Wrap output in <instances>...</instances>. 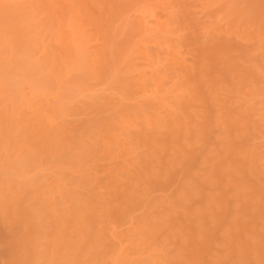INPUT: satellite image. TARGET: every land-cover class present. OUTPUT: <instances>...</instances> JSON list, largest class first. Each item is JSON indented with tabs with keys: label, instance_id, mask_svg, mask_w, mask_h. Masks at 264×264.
Listing matches in <instances>:
<instances>
[{
	"label": "bare ground",
	"instance_id": "6f19581e",
	"mask_svg": "<svg viewBox=\"0 0 264 264\" xmlns=\"http://www.w3.org/2000/svg\"><path fill=\"white\" fill-rule=\"evenodd\" d=\"M33 1V0H32ZM37 1V0H36ZM36 1H35V3L34 2H31L30 0H0V42L2 43L3 42V40H5V44H6V42L8 41V46H6L7 47V50L6 49H4V50H1L0 49V51H2V52H0V82H1V80H5V79H7L8 77H10L11 78V76L12 77H14V75H16V79H17V81L15 82V85H16V83L19 81V79L18 78H20V79H22V80H20V81H30L31 83H33L34 84V86L36 87V88H33V89H35L34 90V92H37V93H39L40 94V92H45L44 94H46L47 92L45 91V90H43V89H46V88H48V86H49V84H52V80H54V79H56V81H54V83L56 84L57 83V81H58V84L59 85H61L60 83L61 82H63V80L65 81V82H63V84H65V86L66 87H64L65 88V91L63 92V90H61L62 91V94L64 93L65 95L67 94V91L69 90V96H67L66 95V97L64 96V94H63V98H64V100H65V98H66V100L64 101L65 103H66V101H68V100H73V99H75L76 97L73 95V93H72V91L74 92V94L75 93H77L78 91H80V92H83V90H85V92H86V89H88V86H90L91 85V83L93 82V81H96L95 80V77H97V80L100 78L102 81H105V79L104 78H109V79H111V81H114L115 82V84L117 85V86H114L115 84H114V82H113V86L115 87V89L113 88L112 90H115L117 93H119V94H117V96H118V101H116V99H115V102L114 101H111L112 100V98H113V95L112 96H108L109 97V100H107V101H109V103L108 102H104V103H102L101 101L103 100V99H108L107 97H100L102 100L101 101H99V99H98V97L96 98V99H98V101L97 100H95V97H96V95H95V97H93L94 98V100L96 101H94V100H92V101H94V103L91 101V103H93V105L91 104V106H90V103H88V105H84L83 107H85L86 106V109L84 110L82 107H80V105H79V107L81 108L80 110H78L77 109V106L75 107L78 111H80V112H78V113H81V112H83V113H85V114H82L81 116L82 117H84V116H88L89 114V112H90V114H92L93 115V110L95 111V109L97 110V113L100 111V113H98V114H101L102 112H104V113H102V116L101 115H97V113H96V111L94 112V115L93 116H95L96 115V117H93L91 120L89 119H87V121H85V123L84 122H82L81 120V124H78L77 122H76V120L74 121L75 123H68V122H64L65 120V116L67 117L68 115H70L69 114V111L71 110V107H73V106H70L69 108L67 107V106H69V105H71V103H73V101L71 100V101H69V102H67L66 103V106L64 107L63 106V108H62V106H59V103H58V107L57 108H55V106L53 107V108H55L54 110H51L50 109V106H49V104L48 105H44L43 107L46 109H44V108H42V107H40V108H38V107H36V105H33L34 107H36L37 109H38V111H36L35 109V111L32 109V108H34V107H32V105H30V103H32L31 102V98H29L30 100L29 101H25V100H23L24 99V97L25 96H23L22 95V93L23 92H18V90L19 91H21L22 90V87H21V82L19 81L17 84L20 86V88H21V90L20 89H18L19 88V86H18V88L16 87V86H11V83H10V86L12 87V91L14 92V96H13V93H12V99L10 98V100H9V97H7V96H10L11 95V87L9 88V90L7 91V93H8V95L6 94V91L3 93V91H1L0 92V151H2V152H4V153H2V154H4L5 155V157L3 158V160L4 159H7V161H4L5 163L4 164H2V167H6V165H7V167H8V169H7V167L5 168V170L3 171V173L4 172H6L5 174H3L2 173V171H0V186H2V188L0 189V218L2 219V224H4L5 226H4V228H5V230H6V233H7V235L4 237V239H2V241L0 240V245L2 246V248H3V250H2V252H3V256H0L1 257V259H2V257H4L5 259H4V261L5 262H3V261H1V259H0V261L4 264H107V261H108V259H109V261L111 262V260L113 261H116L115 259L119 256V255H122L123 253H124V251H125V249H126V251L125 252H129V253H127V255H128V257H126L125 256V254L126 253H124L123 255H122V257L123 256H125L126 258L124 259V260H126L127 258L128 259H130L131 258V255L132 254H134L135 255V257L133 258V256H132V258H133V260L134 259H137L139 256H138V253H140L139 251H140V247H138L136 244L138 243V242H136V241H142L141 240V237L143 238V241H144V239H145V241H144V243L146 242V243H148L149 241L148 240H150V238L152 239V243L154 242V240H156L155 241V243L154 244H150V245H152V247L155 245H158L159 246V244H160V242H161V244H163V243H165V241H166V239H167V233L170 235V239L171 240H169V238H168V242L169 241H175V240H177L176 241V244L178 243V247L177 248H174V249H176L175 251V254L173 253V255L172 254H170V255H168V256H171V257H173V258H171V257H166L165 259H166V261H169L170 259H171V261L170 262H168V264H172L173 262H174V264L176 263V264H194L193 262H192V260L190 261V259H188L187 258V255H188V253H187V251H189L191 248L190 247H192L193 245H195V244H197V245H199V243H203V244H205L204 243V240H205V236L204 235H206L204 232H206V231H204V229H203V227H205V229H207L208 227H206L205 225H207L208 223H209V227H211L212 225H214L213 227L214 228H217L216 227V225H218L217 223L219 222L218 220H217V223H216V225L214 224L215 222H214V220L212 221V225L210 226V224H211V219L213 218V219H219V218H221V216H218V215H220V213L221 214H223V213H225L224 211L226 210L225 208H220V209H225V210H222L221 212H219L220 211V209H219V207L220 206H218V208H217V211L215 210V209H213L214 207L216 208L217 207V205H219L218 204V201H219V199L218 198H220V199H222V197H220L219 196V194L217 193V192H215V191H213V192H215V193H217L218 194V196L219 197H217V195H215V196H213L214 195V193H213V195H211V196H213V197H211V196H207V194H205V193H203L202 191H200V189L198 190V191H200V193L197 195V191H196V187H198L197 185L195 186V182L194 183H192L193 182V180L191 181L190 179L188 180V179H185L184 181H181V185L179 186V189L182 187L183 189L180 191V190H178V191H174V193H177V195H176V197H175V195H174V197L172 196V198H175V199H173L174 200V202L173 201H170L171 200V198H170V200H169V203L167 202L168 200V198H165V200H164V198H162L163 199V201L164 202H167V204L165 203V204H163L164 202L163 201H161V199H159V201H156L155 202V200H154V202L155 203H152V202H150L151 200H153L152 198L153 197H151V199H150V196L149 195H151L152 194V189H151V191H150V189H149V187H151V184H152V182H148V181H150V179L152 180H154L155 181V179H157V177L156 176H158L159 177V175H157V174H161L160 175V177L161 176H163L161 179L163 180L164 178L166 179V180H163V182L164 181H167L168 182V180L169 179H167L171 174H169L168 175V173H169V171L170 172H172V170L171 169H173L174 168V170H175V167L177 166V165H179V161H182V160H184V158L182 157L183 156V154L181 153V152H179V151H181V148H183V147H186V150L184 149V151H187V147H189L188 148V150L190 149V144L191 143H194V145H196V138L197 137H195L194 139H193V137L191 138V142L189 141L190 140V137L189 138H187V137H185V136H190L191 134L189 133V131H190V129L188 128V127H190V125L187 123L188 121H189V123H190V121L191 122H193L192 124H191V127L192 128H195V127H198V126H200V125H197L196 124V122L199 120V118H202L201 116H202V114L200 115V113H198V112H200V111H198L200 108L197 106L196 108H195V110H197V108H199L198 110H197V113H198V115H199V118H197V113L195 112V110H190L189 108H193V106L196 104V99H194V97H197V96H192V92L193 91H191V85H190V83L193 85V83L192 82H190L189 83V81H187V82H185V75L187 74V72H189V71H193V69L195 70V68L196 67H198V68H196V70H198V69H200V68H202L201 66V64H205V60H212L211 59V57H210V55L211 56H214L215 57V55H214V53H216V50L214 49V51L215 52H213V54H211L212 53V51H211V53H210V42H212L213 40H215V39H213V38H216L217 37V35H218V33L220 32V31H222V32H220V34H219V36H223L224 35V33H223V29L221 30V29H219L218 27L215 29V31H214V29H213V31H212V33L210 34L209 32H206V30L204 31L203 29V31L202 32H204L203 34H204V37L208 40V42H209V40H212V41H210L209 43H204L203 45H205V44H207L206 46L207 47H209L208 49H207V47L206 46H204V49H205V51H209V52H206L205 54H206V57L204 58L203 56H205V55H202V56H200V58H201V60H203V61H205V62H203V61H201L200 62V60H199V63H197V60H196V65H198V66H196L195 64V66L196 67H194L193 69L191 68L189 71H187L188 70V68H187V66L185 67H183V62H182V64L183 65H179L176 61H177V59H176V61H175V63L178 65V67L180 66H182L180 69L177 67V65H174L175 67V69L178 71V69L180 70V72L178 71V74H177V72L175 71V70H173V72H175L176 73V77L177 76H180L181 77V80H182V84H181V80H179V78L180 77H177V83L179 82V85H180V87H182V89H180L181 91H183V89H185L184 91H185V93H187L188 92V96H187V98H185L186 100H185V103L188 105L185 109L187 110V108H188V110L186 111L184 108H181L184 112V114H182V115H180V114H176V112L174 111V110H178V109H172L173 111H171V113H167L168 115H169V117H167L166 119L168 120V121H165L164 120V118H162V120H164V125L165 124H167V125H165V126H167L166 127V129L167 130H165L164 129V125H163V129L165 130V132L163 131V129H161V124H163V123H160L158 120H159V115H157L158 114V111L157 112H155V110H157V108H158V110H159V107H160V105L162 106V104H163V98L161 99L160 97H159V95H158V97H159V99H160V101H159V103H157V101H156V99L157 100H159L158 99V97H156V99H155V97H153L152 98V101L153 100H155V101H153V102H156L157 104H158V106H157V104L156 103H154L153 104V102H145V101H143V103H142V101H141V103L143 104L142 106H140V108H138V109H134V108H137V107H139V105L140 104H137L138 106H136V107H134L135 106V102H136V100H134V98H138V96H139V93L141 94V92L142 91H139V92H137L138 93V95H137V93H136V90L137 89H139V88H141V89H143V86L144 85H142L141 84V80L140 79H142V75H141V73H139L141 76H140V78H139V74L137 75L138 76V78H137V80L135 79V81H132V78H129V75H127V73L130 71V69H132L133 67L132 66H130V64H131V62H133V61H131L130 60V63H128L127 64V62H129V61H127L126 60V57L128 58V59H130L129 57L131 56H127L128 54H129V52H128V50L130 49V47H129V45L127 44L128 43V40L126 41V43H124L125 42V40L122 42L120 39V42L121 43H123V45L121 44H118V43H116V44H118V45H120L118 48H117V50H114L115 49V47H114V45H116L115 44V42H117V39L116 38H119V37H121V35L118 37V35L119 34H123L122 33V31L124 30V27H126V30H128L127 28V26L130 24V23H132V22H130V20H129V16H127L128 18H123L122 19V21H124V20H126V21H129V24H128V22L126 23L125 21V23L123 22V24H122V21H118L117 23H116V21H114V23L113 22H111V26H109V22H107V21H105L104 23H106L105 24V27L107 28V29H109V27H110V30H107L109 33H106L107 31H103V24H102V22H103V18H105V17H109L110 18V16L112 15V16H114L115 15V13H114V15L113 14H111V13H109V12H113V10H114V8H113V5H114V2L112 1V2H107V0H38L37 1V3H36ZM40 1V2H39ZM117 1V0H116ZM122 3H128L127 2V0L125 1V0H120ZM120 1H118V3L120 2ZM134 2V1H136V0H131V2ZM138 1H140V0H138ZM142 1V0H141ZM152 1V0H151ZM207 1V0H206ZM213 2H214V0H212ZM219 1V0H218ZM220 1H222V0H220ZM226 1V0H225ZM242 1H244V0H242ZM241 1V2H242ZM256 1H259V0H248V2H247V0H245L244 2L246 3L245 5H246V7H245V9L243 8V3H241L240 2V0H235V2H236V4L235 5H238V3H239V8L241 7V8H243L242 10L243 11H241V9H240V11H239V8H235L234 6H233V8H231V9H226V8H230V7H232V6H230V7H225V9H224V11L223 12H227L226 14L228 15V16H231L230 14H234L236 17L234 18L233 17V19L234 20H232V22H233V24H229V25H232V30H231V26H229L228 27V29L227 30H229V33L231 32V36L235 39H237V40H233V41H238V42H240L241 41V43L243 44V40H245L244 42H246V40L249 42L251 39L252 40H254V39H256V41L257 42H255V43H258V44H260V45H258V46H260L259 47V49H260V52L262 51V53H264V11H261L260 10V8L262 7V3H260L261 1H259V2H256ZM262 1H264V0H262ZM129 2H130V0H129ZM130 2V3H131ZM145 2H147V0L145 1ZM144 2V3H145ZM192 2V1H191ZM234 2V1H233ZM238 2V3H237ZM122 3H120V4H122ZM136 3H137V1H136ZM142 3H143V1H142ZM176 3V2H175ZM259 3H260V5H259ZM119 4V5H120ZM132 4V3H131ZM131 4H125V6H129V7H131L132 8V6H131ZM138 5H139V3H137ZM259 5V6H256V5ZM132 5H134V4H132ZM136 5V4H135ZM184 5V4H183ZM229 5H230V3H229ZM240 5H242V6H240ZM115 6V5H114ZM124 6V7H125ZM185 6V5H184ZM227 6V5H226ZM261 6V7H260ZM134 7V6H133ZM138 7V6H137ZM189 7H191V6H189ZM127 8V7H126ZM136 8V7H135ZM257 8H259V10L260 11H258L257 10ZM115 9H117V8H115ZM120 9L121 8H119L118 10L120 11ZM206 9V8H205ZM262 9H264V7H262ZM93 10L95 11L94 13H96L97 12V15L96 14H92V12H93ZM118 10H116L117 12H119ZM124 9H122V11H123ZM226 10V11H225ZM129 11V10H128ZM130 11H132V10H130ZM129 11V12H130ZM191 11V10H190ZM129 12H127L128 14H129ZM225 13H223L224 15H225ZM229 13V14H228ZM124 14V13H123ZM127 14V15H128ZM117 15V14H116ZM115 15V16H116ZM121 15V14H120ZM120 15H119V17H120ZM192 15V14H191ZM39 16H41V20H38V18L37 17H39ZM227 16V17H228ZM122 17V16H121ZM121 17H120V20H121ZM124 17V16H123ZM226 17V18H227ZM246 18H248V19H246ZM250 18V19H249ZM119 19V18H118ZM117 19V20H118ZM128 19V20H127ZM131 19V18H130ZM173 19V18H172ZM228 19V18H227ZM230 17H229V22H230ZM104 20H106V19H104ZM138 20V19H137ZM111 21H112V18H111ZM172 21V20H171ZM175 21V20H174ZM227 21V20H226ZM86 22L89 26H87L88 28H90V29H87L86 30V25H83L84 23ZM120 22H121V25H120ZM134 22V21H133ZM231 22V23H232ZM187 23V22H186ZM209 23V22H208ZM184 24V23H183ZM220 24V23H219ZM228 24V23H227ZM117 25H119V26H117ZM133 25V24H132ZM131 25V26H132ZM169 25V24H168ZM196 25V24H195ZM215 25V24H214ZM130 26V25H129ZM185 26V25H184ZM199 26V25H198ZM223 26V25H222ZM119 27V28H118ZM120 27H122L121 29H120ZM133 27V26H132ZM136 27H138V26H136ZM204 27V26H203ZM209 27V26H208ZM220 27V26H219ZM38 28H41V30L40 31H43V32H41L44 36H45V38H49V37H51V41H50V39H49V41L48 42H51V46H53L50 50H49V54L50 55H48L47 53V51H46V54L45 55H47V56H50V59H48V63H47V65L44 63L43 65H46V68L48 69H46L47 71H45V69L43 70V67L45 68V66H43V65H41L42 63H40V66L38 65L39 63H37V62H35L34 60H35V58L33 57L32 58V56H35V53H33V52H35L36 51V47H37V45H39L38 43H40V42H38V43H36L37 41H36V39L39 41V39L38 38H36V35H37V33H39L38 31H37V29ZM57 28V29H56ZM118 28V29H117ZM129 28H131V27H129ZM184 28V27H183ZM200 28V27H199ZM211 28H212V25H211ZM213 28H214V26H213ZM55 29L57 30V32L55 31ZM208 29V28H207ZM209 29H210V27H209ZM209 29H208V31H209ZM218 29V30H217ZM116 30H117V32H118V30H120L118 33L116 32ZM125 30V31H126ZM135 30H137V29H135ZM220 30V31H219ZM225 30V29H224ZM54 31V32H53ZM130 31V30H129ZM128 31V32H129ZM234 31V32H233ZM124 32V31H123ZM131 32V31H130ZM129 32V33H130ZM225 32V31H224ZM233 32V33H232ZM49 33V34H48ZM125 33V32H124ZM133 33V32H132ZM166 33V32H165ZM222 33H223V35H222ZM228 36H230V34L226 31L225 32ZM191 34V33H190ZM193 34V33H192ZM202 34V35H203ZM214 34V35H213ZM217 34V35H216ZM225 34V35H226ZM40 35V34H39ZM50 35V36H49ZM100 35H102V37H101V41H102V39L104 38V40L101 42V44L99 45L100 46V49H99V46H97L96 48H95V50L96 51H99V52H96L95 50H93V44H91L88 40H90L89 39V37L91 36V39H92V36L95 38V37H98V36H100ZM131 36H132V34H130ZM134 35V34H133ZM167 35V34H166ZM166 35H164L165 37H166ZM216 35V36H215ZM41 36V35H40ZM129 36V35H128ZM127 36V37H128ZM215 36V37H214ZM230 36V38H232ZM38 37V36H37ZM126 37V35L124 36V38ZM134 37H136V36H134ZM164 37V38H165ZM195 37V36H194ZM193 37V38H194ZM225 37L226 36H224V37H222V39L221 40H226L225 39ZM255 37V38H254ZM41 38V37H40ZM44 38V37H43ZM47 38V39H48ZM181 38V37H180ZM190 38V37H189ZM254 38V39H253ZM122 39H123V37H122ZM126 39H130L131 40V38L130 37H128V38H126ZM182 39V38H181ZM180 39V40H181ZM218 39V38H217ZM93 40H96V38L95 39H93ZM98 40V39H97ZM116 40V41H115ZM134 40H135V38H134ZM163 40V39H162ZM201 40V39H200ZM206 40V41H207ZM228 40V39H227ZM230 40V39H229ZM41 43H43V39L41 38ZM46 41V40H45ZM150 41V40H149ZM164 41V40H163ZM169 41V40H168ZM206 41H204V42H206ZM215 41H217V40H215ZM255 41V40H254ZM254 41H253V43H254ZM47 42V43H48ZM99 42V41H98ZM131 42V41H130ZM130 42H129V44H130ZM135 42H138V41H135ZM141 42V41H140ZM139 42V43H140ZM182 42V41H181ZM185 42H186V40H185ZM190 42V41H189ZM203 42V41H202ZM219 42V41H218ZM217 42V43H218ZM229 42V41H228ZM237 42V43H238ZM247 42V43H248ZM40 43V44H41ZM45 43V42H44ZM90 43V44H89ZM92 43H94V42H92ZM96 43V42H95ZM94 43V45H96ZM132 43V42H131ZM145 43V42H144ZM183 43V42H182ZM187 43V42H186ZM190 43H192V42H190ZM199 43V42H198ZM213 43V42H212ZM215 43V42H214ZM221 43V42H220ZM230 43V42H229ZM228 43V44H229ZM233 43V42H232ZM232 43H231V45H232ZM240 43V44H241ZM251 43V42H250ZM250 43H249V45H250ZM252 43V45H254ZM37 44V45H36ZM128 45V46H124V45ZM137 44V43H136ZM177 44V43H176ZM193 44V43H192ZM216 44V43H215ZM236 44V43H235ZM235 44H233V45H235ZM239 44V45H240ZM245 44V43H244ZM4 45V44H3ZM36 45V47L34 48V46ZM44 45V44H43ZM50 45V44H49ZM89 45V46H88ZM90 45L92 46L91 48H90ZM187 45V44H186ZM189 45V44H188ZM222 45V44H221ZM238 44L236 45V46H234V48L235 47H237L238 48V46H239ZM1 46V45H0ZM183 46V45H182ZM194 46V45H193ZM216 46H217V44H216ZM218 46H220V44H218ZM217 46V47H218ZM224 46V45H223ZM244 46H246V45H244ZM248 46V45H247ZM246 46V47H247ZM257 46V47H258ZM5 47V48H6ZM43 47V46H42ZM192 47V46H191ZM203 47V46H202ZM201 47V48H202ZM229 47V46H228ZM33 48L35 49L34 51H33ZM40 48V47H39ZM48 48V47H47ZM132 48V47H131ZM136 48V47H135ZM140 48V47H139ZM187 48V47H186ZM195 48V47H194ZM199 48H200V46H199ZM222 48H224V50H225V48H227V46L226 47H221V49ZM231 48V47H230ZM233 48V49H234ZM251 48H252V46H251ZM251 48H248V49H251ZM43 49V48H42ZM44 49L46 50V48H45V45H44ZM141 49V48H140ZM173 49V48H172ZM185 49V48H184ZM190 49V48H189ZM203 49V50H204ZM219 49L220 48H218V51H219ZM221 49H220V52H219V54H221ZM232 49V48H231ZM244 50L246 49V48H243ZM253 49V48H252ZM256 49V48H255ZM259 49H258V51H259ZM6 50V51H5ZM45 50H44V53H45ZM92 50L94 51V53H95V55L93 54V52H92ZM136 50V49H135ZM142 50V49H141ZM192 50V49H191ZM198 50V49H197ZM201 50V49H200ZM228 50H229V48H228ZM227 50V51H228ZM236 51H237V49H235ZM240 50V49H239ZM243 50V51H244ZM254 50V49H253ZM257 50V49H256ZM3 51L5 52V53H3ZM157 51V50H156ZM173 51V50H172ZM188 51V50H187ZM190 51V50H189ZM202 51V50H201ZM223 51V50H222ZM232 51H234V50H232ZM231 51V52H232ZM248 52H246V50L244 51L245 52V54H243V55H246V59L248 58V56L250 55H248L247 56V54L246 53H250V51L249 50H247ZM255 51V50H254ZM43 52V51H42ZM128 52V53H127ZM141 52V51H140ZM177 52V51H176ZM175 52V53H176ZM179 52V51H178ZM184 52V51H183ZM223 52H225V51H223ZM230 52V53H231ZM244 52H242V53H244ZM43 53V54H44ZM92 54V56H93V58H97V59H93L94 61H96L97 60V62L95 63L93 60H91L90 59V56H91V54ZM143 53V52H142ZM209 53V54H208ZM218 53V52H217ZM216 53V54H217ZM230 53H228V54H224V53H222V56L221 55H218L217 56V59H218V57H220L219 58V60L221 61H223V63H224V66L223 67H228V69H230V71H228V72H230V74H232V78H228V80H233V82H234V84H232L233 86H235V88H236V91H235V93L234 92H231V91H234V90H231L230 88H228L229 90H227L226 91V87H225V85H224V88L225 89H223V87L222 86H220V87H216L217 89V91L220 93V97H225L227 94H232L233 96H235L234 98L232 97L231 98V96H230V94L229 95H227L225 98L226 99H229L230 100V102H232L234 99H237L238 100V97H239V95L240 94H242L241 96H243V93H244V91H240V89L241 90H243L242 89V86L243 87H245V85H251L252 83H250V82H248L247 80H249V79H247V78H245L246 76H244V74H247V73H249V75L251 76H249L250 78H252V76H253V78H255L256 79V77L257 76H259L260 74H261V72H257V68H256V66L255 65H257V66H259V67H264V65H259L258 63H260L259 61H261V60H257L256 59V57H255V52H254V54H253V56L255 57V59L258 61V63L257 64H253V63H256L255 61V59H254V62H253V59H249L251 56H249V58L247 59L248 61H247V63H250V64H248V66L249 65H254L253 66V68L254 69H250V66L249 67H247L246 69H245V67L243 68V66L242 65H247V64H245L246 62H244L243 60H246V59H242V58H245V56L244 57H242V58H240L239 56L237 57L236 56V54H230ZM239 53V52H238ZM241 53V52H240ZM251 53H252V51H251ZM262 53H261V55H262ZM34 54V55H33ZM127 54V55H126ZM172 54V53H171ZM177 54V53H176ZM190 54H191V52H190ZM192 54H193V52H192ZM259 54V53H258ZM257 54V55H258ZM44 55V58L45 57H47V56H45ZM209 55V56H208ZM237 55H239V54H237ZM241 55V54H240ZM256 55V56H257ZM91 56V57H92ZM132 56H134V55H132ZM145 56V55H144ZM159 56V55H158ZM173 56H175V54L173 55ZM172 56V57H173ZM180 56V55H179ZM194 56V55H193ZM43 57V56H42ZM168 57V56H167ZM177 57V56H176ZM175 57V58H176ZM208 57V58H207ZM253 57V58H254ZM258 57V56H257ZM40 58V57H39ZM174 58V59H175ZM252 58V57H251ZM260 58V57H259ZM262 58V57H261ZM34 59V60H33ZM46 59V58H45ZM44 59V61L45 62H47L46 60ZM192 59V58H191ZM198 59V58H197ZM205 59V60H204ZM216 59V60H217ZM38 60V59H37ZM90 60V61H89ZM146 61H147V59H145ZM210 60H209V62H210ZM214 60V59H213ZM215 60V62H217ZM249 60H250V62H249ZM252 60V61H251ZM44 61H42V62H44ZM92 61L95 63V65L92 63ZM136 61H137V59H136ZM143 61V60H142ZM167 61V60H166ZM174 61V60H173ZM186 61V60H185ZM262 61H264V59H262ZM261 61V62H262ZM39 62V61H38ZM91 62V63H90ZM135 62V61H134ZM149 62V61H148ZM168 62V61H167ZM179 62V61H178ZM203 62V63H202ZM208 62V63H209ZM253 62V63H252ZM160 63V62H159ZM207 63V62H206ZM220 63V62H219ZM262 63H264V62H262ZM94 65V66H92V65ZM120 64V65H119ZM135 64V63H134ZM143 64V63H142ZM181 64V63H180ZM203 64V65H204ZM118 65H119V67H118ZM123 65V68H124V66H126L122 71H123V73H121L120 72V74L118 73V72H115L117 69V67H118V69H120L121 67L120 66H122ZM127 65H128V67L130 66L131 68L130 69H127L128 67H127ZM136 65V64H135ZM193 65V66H194ZM199 65H201V66H199ZM209 65L211 66V64L209 63ZM41 66H43V67H41ZM140 66V65H139ZM150 66V65H149ZM172 66V65H171ZM205 66V65H204ZM141 67H143V66H141ZM147 67V66H146ZM206 67V66H205ZM230 67V68H229ZM231 67H232V69L233 68H235L236 70H234L233 69V72H232V70H231ZM258 67V69H260ZM221 68V67H220ZM219 68V69H220ZM240 68H243V70L242 71H245V70H247V73H246V71H245V73L242 75V71L240 70ZM252 68V67H251ZM125 69H127V71L125 70ZM134 69H136V68H134ZM144 69V68H143ZM207 70H208V68H206ZM223 69V68H222ZM227 69V70H228ZM250 69V70H249ZM262 69H264V68H261V70H259V71H262ZM44 72V73H42V71ZM139 70V69H138ZM196 70L194 71V72H196ZM224 70V69H223ZM226 69H225V72L227 71ZM118 71H120V70H118ZM125 71H126V73H125ZM171 71V70H170ZM187 71V72H186ZM199 71H201V69L200 70H198V72ZM236 71V72H235ZM47 72V73H46ZM132 72V71H131ZM134 72H136V71H134L133 70V73ZM140 72V71H139ZM158 72V71H157ZM169 72V71H168ZM172 72V71H171ZM186 72V73H185ZM194 72H191V73H193L194 74ZM211 72V71H210ZM255 72H257V73H255ZM46 73V75H44ZM116 73H117V75L119 76H117L116 75ZM125 73V74H124ZM133 73H131V74H133ZM137 73H138V71H137ZM175 73H173V75L175 74ZM209 73V72H208ZM221 73V72H220ZM227 73V72H226ZM225 73V74H226ZM234 73V74H233ZM260 73V74H259ZM124 76H123V75ZM164 74V73H163ZM189 74V73H188ZM199 75L201 74V75H203L202 74V72H199L198 73ZM229 74V75H230ZM255 74V75H254ZM257 74V75H256ZM9 75V76H8ZM11 75V76H10ZM122 75V76H121ZM156 75V74H155ZM172 75V74H171ZM196 75V74H195ZM208 75V74H207ZM207 75H204L205 77H203V76H200V77H202L201 79V81L202 82H204L203 84H205V85H207V84H209L210 85V77L207 79ZM210 75V74H209ZM208 75V76H209ZM217 75V74H216ZM221 75V74H220ZM227 76H229L228 75V73L226 74ZM5 76H8L7 78H5ZM117 76V77H116ZM133 76V75H132ZM136 75H135V77H137ZM164 76V75H163ZM187 76V75H186ZM197 76V75H196ZM195 76V77H196ZM248 76V75H247ZM255 76V77H254ZM18 77V78H17ZM134 77V78H135ZM155 77V76H154ZM188 77V76H187ZM186 77V78H187ZM198 77V76H197ZM215 77V76H214ZM217 77H218V75H217ZM220 77V76H219ZM230 77V76H229ZM261 77V76H260ZM103 78V79H102ZM145 78V77H144ZM156 78V77H155ZM159 75L157 76V78L156 79H154L153 78V83H151V84H154V88H155V86H157L160 82L162 83L163 81H161V80H159ZM164 78V77H163ZM173 78V77H172ZM174 78H175V76H174ZM188 78H190V77H188ZM223 78V77H222ZM251 79V81L253 80V82H255V86H251L253 89H254V87H256V86H258V88L260 87L259 85H262L261 87H260V89H262L261 91H264V88H262V87H264V84H262V83H264V80H262V78H261V80H262V82L261 83H257L256 81H257V79H256V81H255V79ZM9 79V78H8ZM108 79V80H109ZM171 79V78H170ZM169 79V80H170ZM176 79V78H175ZM174 79V80H175ZM191 79H193V78H191ZM220 79H221V77H220ZM14 80H15V78H14ZM62 80V81H61ZM140 80V81H139ZM143 81H146L145 79H142ZM172 80V79H171ZM173 80V81H174ZM198 80H199V78H198ZM212 80V79H211ZM10 81H13V80H10ZM60 81V82H59ZM107 81V80H106ZM130 81H132V82H130ZM165 81V80H164ZM168 81V80H167ZM173 81H171V82H173ZM194 81V80H193ZM195 81H197V80H195ZM215 81H218V80H215ZM250 81V80H249ZM3 82V81H2ZM14 82V81H13ZM27 82V83H28ZM29 82V83H30ZM51 82V83H50ZM152 82V81H151ZM176 82V81H175ZM212 82V81H211ZM213 82H214V80H213ZM226 82V81H225ZM248 82V83H247ZM259 82V81H258ZM4 83V82H3ZM3 83H1L0 85H1V87L3 86V85H5V84H3ZM53 83V85H55ZM95 83V82H94ZM107 83H110V80L109 81H107ZM148 83V82H147ZM197 83H199V81L197 82ZM215 83V82H214ZM231 83H232V81H231ZM250 83V84H249ZM3 84V85H2ZM33 84H31L32 86L31 87H34L33 86ZM57 84V86H59ZM100 84V83H99ZM112 84V83H111ZM145 84V83H144ZM196 84V83H195ZM211 84H213V83H211ZM222 84V83H221ZM225 84H227V83H225ZM252 84V85H253ZM259 84V85H258ZM13 85H14V83H13ZM29 85V84H28ZM52 85V86H53ZM141 85H142V87H141ZM174 85V84H173ZM171 86V88H172V90L175 88V86ZM199 85V84H198ZM202 85V84H201ZM200 85V86H201ZM204 85V86H205ZM63 86L64 85H62V86H59L58 88H60L61 87V89H63ZM113 86H111V87H113ZM151 86V85H150ZM159 87H160V84L158 85ZM157 86V87H158ZM161 86H162V84H161ZM214 86V85H213ZM0 87V88H1ZM14 87H16L14 90H13V88ZM49 87H51V86H49ZM116 87H118L117 89H116ZM147 87V86H146ZM149 87V86H148ZM174 87V88H173ZM178 87V86H177ZM203 87V86H202ZM6 88V87H5ZM4 88V89H5ZM51 88H53V87H51ZM51 88H50V91H51ZM90 89H92L91 87H89ZM106 88V87H105ZM162 88V87H161ZM194 88H195V86H194ZM204 88V87H203ZM209 88H211V87H209ZM246 89H247V86L245 87ZM249 88L250 87H248V90H249ZM252 88H251V92L250 93H253V96H254V92H256V90L254 91V90H252ZM258 88L256 87V89H257V91H258ZM8 89V88H7ZM6 89V90H7ZM18 89V90H17ZM39 89H42L41 91L39 90ZM68 89V90H67ZM89 89V90H90ZM101 89V88H100ZM140 89V90H141ZM145 89V88H144ZM144 89H143V91H144ZM151 89V88H150ZM156 89V88H155ZM37 90V91H36ZM38 90L40 91V92H38ZM53 90V89H52ZM67 90V91H66ZM71 90V91H70ZM104 90V89H103ZM158 90V89H157ZM157 90H156V92L155 93H157ZM212 89H208V91H209V93L211 94L210 95V97H212V95H213V92L215 93H218L217 91H215V90H212ZM231 90V91H230ZM245 90V89H244ZM248 90H246V91H248ZM76 91V92H75ZM145 91H147V89L145 90ZM165 91V90H164ZM206 91V90H205ZM204 91V92H205ZM253 91V92H252ZM10 92V93H9ZM70 92H71V95H73V96H70ZM166 92V91H165ZM170 92H172V91H170ZM169 92V93H170ZM180 92V91H179ZM240 92V93H239ZM258 92H260V90L258 91ZM49 93V92H48ZM95 93V92H94ZM111 93V92H110ZM109 93V94H110ZM159 93V92H158ZM181 93V92H180ZM221 93H223L222 95L223 96H221ZM249 93V92H248ZM262 93H264V92H262ZM43 94V93H42ZM60 94V93H59ZM58 94V95H59ZM97 94H99V93H97ZM102 94H104V93H102ZM102 94H101V96H102ZM113 94H115V92L113 93ZM142 94H144L143 92H142ZM153 94H154V92H153ZM179 94V93H178ZM178 94H176L175 96H174V101L173 102H175L176 101V98L178 97V96H180V94L178 95ZM181 94H183V95H185L184 94V92L183 93H181ZM200 94V93H199ZM203 94V93H202ZM206 94V93H205ZM204 94V95H205ZM237 94H238V97H237ZM246 93H244V96L243 97H241V99L243 100L244 99V97L246 96V95H248V94H246ZM61 95V94H60ZM60 95H59V97H60ZM77 95V94H76ZM80 95V94H79ZM137 95V96H136ZM162 95V94H161ZM195 95V94H194ZM201 95V94H200ZM225 95V96H224ZM250 95V94H249ZM252 95V94H251ZM248 96V97H246V98H248V101L247 102H249L250 100H251V102L253 101V96ZM262 95V94H261ZM21 96H23V97H21ZM90 96V95H89ZM152 96V95H151ZM169 96V95H168ZM203 96V95H202ZM214 96V100H213V103H215V102H218L216 99H217V97H218V95H213ZM216 96V97H215ZM230 96V98H228ZM259 96V95H258ZM257 96V97H258ZM62 97V96H61ZM60 97V98H61ZM68 97V98H67ZM71 99H70V98ZM110 97H112L111 99H110ZM140 97V96H139ZM142 97V96H141ZM140 97V98H141ZM204 97H206V96H204ZM249 97H252V98H250V100H249ZM255 97H256V95H255ZM255 97H254V100H258V98L256 97V99H255ZM225 98H223V100L225 99ZM168 99V98H167ZM172 99V98H171ZM171 99H170V103H172L171 102ZM178 99H180V98H178ZM211 99H213V97L211 98ZM28 100V99H27ZM59 100V99H58ZM61 100H63L62 98L60 99V101ZM139 100V99H138ZM142 100V99H141ZM181 100H182V97H181ZM216 100V101H215ZM233 101V103L235 104L236 102H238V104H236L237 105V107L236 108H238V106L241 104V102H240V97H239V100L238 101ZM257 100L255 101V102H257ZM4 101H6V102H8V106L10 105V110H8V107H7V105H6V103L4 102ZM33 101H34V99H33ZM106 101V100H105ZM164 101H166V99H164ZM225 101V100H224ZM228 101V100H227ZM9 102H10V104H9ZM59 102V101H58ZM62 102V101H61ZM60 102V103H61ZM134 102V103H133ZM140 102V101H139ZM169 102V100H167V103ZM178 103L177 104H175V106L176 105H178L179 104V102L180 101H177ZM240 102V103H239ZM251 102H249V103H251ZM2 103H5V104H2ZM35 103V102H34ZM64 103V104H65ZM69 103V104H68ZM80 103V102H79ZM115 103V104H114ZM167 103L166 102H164V104H163V107L165 106V105H167ZM176 103V102H175ZM195 103V104H194ZM199 103V102H198ZM224 103V102H223ZM226 104H227V102H225ZM228 103H229V101H228ZM242 103H244V106H243V108L246 106H248L249 105V103H246L245 102V99H244V102L242 101ZM254 103V102H253ZM253 103H251L252 105H249V107L251 106V109L250 108H246V114H243L244 112H245V108L244 109H242L240 106H239V110H243V112L241 111H238V112H236V113H239V117L243 114V116L245 117V115H247L248 113V115L249 116H251L250 118H252L253 117V114H254V116L256 117L257 115H258V112H255V111H257L258 110V107L257 106H260V105H257L256 103H255V105H257L256 106V109H255V106H253ZM257 103H259V102H257ZM2 104V105H1ZM36 104H38L37 102H36ZM40 104V103H39ZM76 104H78V101H77V103ZM81 104V103H80ZM86 104V103H85ZM106 104H107V106H108V108L109 107H111V106H113L110 110H109V115H108V108L106 107ZM131 104H133L132 106H133V108L130 106ZM181 104V103H180ZM186 104H184L185 106H186ZM194 104V105H193ZM216 104V103H215ZM215 104H214V106H215ZM234 104H230V106H232V107H234L235 108V105ZM248 104V105H247ZM4 105H6L4 108L6 109V107H7V109H6V111L4 110V108H2L1 106H4ZM41 105V104H40ZM61 105V104H60ZM73 105H74V103H73ZM82 105V104H81ZM191 105H193L192 107H191ZM197 105V104H196ZM204 105V104H203ZM203 105H202V107H203ZM234 105V106H233ZM39 106V105H38ZM47 106V107H46ZM57 106V105H56ZM155 106V107H154ZM180 106V105H179ZM178 106V107H179ZM190 106V107H189ZM217 106V105H216ZM220 106H221V104H220ZM224 106V105H223ZM48 107H49V109H48ZM68 109H67V108ZM104 107H106L107 108V110L104 108ZM157 107V108H156ZM169 107V106H168ZM252 107L254 108V113L252 112ZM25 108V112H27V110H28V112H27V114H25V112L23 111V109ZM66 108V109H65ZM90 108V110L88 111V109ZM95 108V109H94ZM133 110H132V109ZM162 108V107H161ZM193 108V109H194ZM3 109V110H2ZM30 109H32V110H30ZM76 109H73L72 111H70V112H72V113H74L75 115L76 114H78L77 113V110ZM83 109V110H82ZM91 109H93L92 111H91ZM107 111H105V110ZM163 109V108H162ZM166 109V108H165ZM233 109V108H232ZM248 109H250L251 110V112H250V110H248ZM21 110L24 112V114H23V112H21ZM74 110H76V111H74ZM82 110V111H81ZM101 110H102V112H101ZM171 110V109H170ZM218 110V109H217ZM216 110V111H217ZM226 110V109H225ZM224 110V111H225ZM235 110V109H234ZM29 111H30V113H29ZM31 111H32V113H31ZM34 111V112H33ZM74 111V112H73ZM162 111V110H161ZM179 111H180V107H179ZM186 111V112H185ZM235 111H237V110H235ZM247 111H249V112H247ZM20 112H21V114H23V116H25L24 118H19L18 117V115L19 116H21L20 115ZM130 112V113H129ZM132 112V113H131ZM174 113V115H173V113ZM219 113L221 112L220 110L218 111ZM228 113H229V111H227ZM106 113H107V116H110V114H111V116L110 117H105L106 116ZM157 113V114H156ZM179 113V112H178ZM181 113H182V111H181ZM235 113V114H236ZM242 113V114H241ZM250 113H252V115H250ZM255 113L257 114V115H255ZM73 114V115H74ZM103 114H105V115H103ZM129 114L131 115L132 114V116H134V118L133 119H135V120H133L132 118H130L129 117V119H131V120H129V119H127L128 117L127 116H129ZM155 114V115H154ZM160 114V113H159ZM221 114V113H220ZM260 114V113H259ZM72 115V116H73ZM75 115L73 116V117H75ZM84 115V116H83ZM147 115H149V117L150 116H154V117H148V119H147ZM172 115V116H171ZM176 115H178V116H176ZM204 115H205V113H204ZM217 115V114H216ZM225 114H222V116H224ZM232 116H235V115H233V113L231 114ZM247 115V116H248ZM22 116V117H23ZM71 116V115H70ZM69 116V117H70ZM77 116V115H76ZM80 116V117H81ZM86 116V117H87ZM90 116V115H89ZM155 116H156V119L158 118V120H155L154 118H155ZM158 116V117H157ZM171 116V117H170ZM174 116V117H173ZM215 116V115H214ZM218 116H220V115H218ZM217 116V117H218ZM221 116V117H222ZM226 116H228L229 118H226L225 116L224 117H222V118H224V119H220V118H215L216 119V121H218V120H220V122H222V124H223V122H224V120L226 121V123L228 122V121H230V122H228V124H229V126H231V125H236L238 128L242 125V122L244 121V120H241L240 122H239V118L237 117H234V118H236V119H234V118H232L231 116H230V114L229 115H226ZM237 116V115H236ZM259 116V115H258ZM62 117H64L63 118V120H61V125L60 124H58L57 123V118L59 119V118H62ZM91 117V116H90ZM97 117H99V118H97ZM100 117H102V118H104V119H102V118H100ZM161 117V116H160ZM187 117H189V118H187ZM231 117V118H230ZM243 117V118H244ZM192 118V119H191ZM227 120H226V119ZM241 118V117H240ZM246 118L247 117H245L244 119H245V121L244 122H246L247 123V120H248V123L250 122L249 120H251V119H249V117H248V119L246 120ZM254 118V117H253ZM260 118H261V116H260ZM21 119V120H20ZM22 119H23V121H22ZM72 119H74V118H72ZM77 119V118H76ZM82 120L83 119H85V118H81ZM139 119V121L141 120V119H143V121H144V123L146 122V128H145V130L143 129V131H146L147 130V123H148V126H149V128L151 129V132H150V129L148 130V132H142L141 130V133H140V131H137L135 134L137 135L138 133H139V135L138 136H135V138H134V136H131L132 137V139H133V141L135 140V142H133V141H131L132 139H128L129 140V142L130 143H132V144H130L129 142L127 143V140L126 139H124L125 141L124 142H119V139H121V138H116V133H114V132H116L117 131V133H121L122 131L121 130H123V129H125L128 125H130V126H128V127H131V124H130V121H132V122H136L137 123V120ZM153 119H154V121H153ZM187 119V120H186ZM189 119V120H188ZM196 119H197V121H196ZM257 118H255V120H256ZM60 120V119H59ZM253 120V119H252ZM251 120V121H252ZM255 120H254V122H255ZM63 121V122H62ZM71 121V120H70ZM129 121V122H128ZM142 121V122H143ZM160 121H161V119H160ZM257 121V120H256ZM259 122H262V121H264V117H262V120H258ZM161 122H163V121H161ZM128 123V124H127ZM136 123H133V124H135V126H136ZM198 123V122H197ZM217 123H219V122H217ZM217 123H215V124H217ZM225 123V122H224ZM231 123H233V124H231ZM235 123V124H234ZM237 123V124H236ZM238 123L239 124H241V125H239L238 126ZM246 123H244L243 124V128H242V126H241V128L243 129H241V130H237V129H235V131L237 130V132L238 133H236V136H235V138L237 137V136H239L240 137V133H239V131H241V133H242V131H244V130H246L247 129V126H246ZM123 124H125L126 126H125V128H123L124 127V125ZM196 126H195V125ZM203 124V123H202ZM209 124V123H208ZM221 123H219V124H217L216 126H218V125H222ZM231 124V125H230ZM251 124V123H250ZM253 124H255V123H253L252 122V125ZM261 124V125H260ZM259 125L260 126H264V125H262V124H264V122H262V123H260ZM194 125V126H193ZM226 125L227 124H223V126H224V128H222V127H220V129H221V132L223 131V130H225V128H226ZM227 127L228 128V130H229V128L230 127ZM256 128H257V122H256ZM123 129H122V128ZM201 127V126H200ZM236 127V128H237ZM246 127V128H245ZM132 128H133V126H132ZM131 128V129H132ZM135 128V127H134ZM188 128V129H187ZM199 128V127H198ZM217 128H219V127H217ZM255 128V129H256ZM119 129H120V131H119ZM197 128H195V130H196ZM254 129V130H255ZM175 130H178V131H175ZM187 130H189L188 131V135H187ZM198 130V129H197ZM217 130V129H216ZM232 130V129H231ZM248 130V129H247ZM252 130V129H251ZM131 131V130H130ZM164 133H163V132ZM180 131H182V133H181V135L179 134V136H181V139H182V134L184 135V137H183V139L185 140V138H186V140L184 141V140H182L181 141V139L180 140H178V138L176 139V137H178L177 135L178 134H176L177 132H179L180 133ZM201 130H199V132H200ZM204 131V130H203ZM220 131V130H219ZM226 131V130H225ZM224 131V132H225ZM124 132V131H123ZM122 132V133H123ZM163 134H162V133ZM191 132H192V130H191ZM193 132H194V129H193ZM197 132V133H196ZM195 132V135L194 136H200L198 133V131H196ZM202 132V131H201ZM226 132H228V131H226ZM247 132V131H246ZM249 132V131H248ZM133 133V132H132ZM186 133V134H185ZM235 133V132H234ZM134 134V133H133ZM175 134H176V136H175ZM190 134V135H189ZM194 134V133H193ZM243 134L244 135H247V133H244L243 132ZM242 134V135H243ZM120 135V134H119ZM118 134H117V136H119ZM128 135V134H127ZM131 135V134H130ZM224 135H226V134H224ZM241 136V138H239V137H237V139L238 140H243V138L242 137H245V136ZM175 136V139L176 140H178L177 142H179V143H176V145H174V143L176 142V140H175V142H174V137ZM202 136V135H201ZM220 136V135H219ZM221 136H222V134H221ZM227 137H225V136H222L221 138L224 140L225 138H228V135H226ZM231 136V135H230ZM229 136V137H230ZM130 137V136H129ZM161 137V138H160ZM204 137V136H203ZM247 137V136H246ZM201 138V137H200ZM218 139H220V140H222L220 137H217ZM117 139H118V141H117ZM163 139L164 140H166V142H164L163 141ZM172 139H173V141H172ZM231 139V138H230ZM230 139H228V140H226V141H223V143H222V141H221V143L223 144V146H222V144H221V148L222 149H224V150H226L227 148L226 147H224L225 145H224V143L226 144V146H229L228 145V141H230ZM237 139H235V140H237ZM160 140H162V141H160ZM237 140V141H238ZM245 140V139H244ZM123 141V140H122ZM137 141H139L138 142V144H140V142H141V144L143 143V145L144 144H146V146L148 145V149L150 150L149 152L147 151V152H145V154H144V157L145 158H147L145 161H144V159H143V156H142V159H143V161H142V159H141V161H140V156H137L136 157V159L138 160V158H139V165L138 166H136L137 164H138V162H135V163H132V161L130 162V160H127V159H125V157H127V156H129L130 154H131V152H134L135 153V151H137V149L135 150V147L133 146V144L134 143H137ZM168 141V142H167ZM197 141H198V138H197ZM199 141H200V139H199ZM146 142V143H145ZM164 144L163 146H162V143ZM171 142V143H170ZM182 142V143H181ZM227 142V143H226ZM180 143L183 145L182 147L181 146H178V144L180 145ZM198 144H199V142H197ZM169 144V146H171L170 144H172V148L170 147V149H168L169 147L167 146ZM241 144V143H240ZM239 144V145H240ZM143 145H140V147H139V145H137V147L136 148H138L139 147V149L140 148H146V147H144ZM192 145V144H191ZM193 145V146H194ZM245 145H246V143H245ZM110 146H112L113 148L115 147V149H113V151L111 150V152H112V155L110 154L111 152H110ZM142 146V147H141ZM165 146V147H164ZM220 146V145H219ZM134 147V148H133ZM164 147V148H163ZM167 147V148H166ZM196 148H198L199 149V147H197V146H195ZM224 147V148H223ZM245 146H243V148H244ZM12 148H17L16 149V151L14 150V149H12ZM202 148V147H201ZM220 148V149H221ZM230 148V147H229ZM232 148V147H231ZM249 148V147H248ZM248 148H246L247 149V151L250 153V154H253L254 155V153H255V151H257L256 149L255 150H253L252 149V147L251 148H249V149H251V151L253 150V152L251 153L249 150H248ZM10 149V150H9ZM167 149V151H168V156L165 158L166 160H167V158H168V162L164 159V161L165 162H161L162 161V155L163 154H165V153H163L165 150ZM234 149V148H233ZM246 149H244V150H246ZM10 152H9V151ZM15 151L14 152V156H12L13 155V151ZM18 150V151H17ZM117 150L118 152H115V151ZM135 150V151H134ZM145 150H147V148L145 149ZM223 150V151H224ZM227 150H230V149H227ZM240 150V152H242V154L240 155V152H239V154H238V152H235V153H233L232 154V158H233V156L235 155V158H237L236 160L237 161H239V157L240 156H242V157H240L241 158V162L239 161V163L237 162H231V161H229V163H228V161L225 163V164H227L226 165V167H225V165H224V167L223 166H221V169L219 170L220 172H219V174L222 172L221 170H223V168L225 169L224 171H225V173H226V176H225V178L227 179V175H229V174H232L233 173V170L235 169L236 170V166H237V164H239V166H240V163H247L246 165L247 166H244V164H241V165H243V167H245L244 169L241 167V169H243V171H245V169H251L250 167L251 166H248L249 165V163H250V165L251 164H253L252 165V167L253 168H255V170L257 169L258 170V176L260 177V174H259V172H264V170H262L260 167H261V165H264V163H262V161H261V159H260V161L258 160V159H256V160H258L260 163H257V161L255 160V158H256V156L257 155H254V157H253V155L251 156L250 154H248V152H246V153H244L243 151L244 150H242V149H238V151ZM166 151V152H167ZM179 153H178V152ZM192 151V150H191ZM237 151V150H236ZM115 152V153H114ZM162 152V153H161ZM171 154H170V153ZM211 152V151H210ZM217 153V155L216 156H212V155H214V154H212V153ZM215 152H213L212 151V153H211V158H215L214 160H216V157H217V159L219 158V160L220 159H222L221 157H223L224 155H222V151L221 150H219V151H215ZM220 152V153H219ZM222 152V153H221ZM225 152V151H224ZM228 152V151H227ZM6 153V154H5ZM8 153V154H7ZM10 153H12L11 154V156L12 157H14L13 159H11L10 160ZM146 153H148V156L146 155ZM215 153V154H216ZM229 153H230V151H229ZM1 154V152H0V155H2ZM114 154V155H113ZM162 154V155H161ZM179 154H181V155H179ZM4 155H2V156H4ZM134 155V154H133ZM136 155V154H135ZM134 155V156H135ZM169 155H170V157H169ZM179 155V156H178ZM220 155V156H219ZM222 155V156H221ZM226 155H227V153H226ZM2 156H0V157H2ZM7 156H9L8 158H7ZM102 157V159H101V157ZM131 157H129V158H131L132 159V154L130 155ZM180 156H181V160H179V158H180ZM219 156V157H218ZM237 156V157H236ZM159 157H161V158H159ZM209 157V156H208ZM207 157V158H208ZM252 157V158H251ZM98 158V159H97ZM104 158L108 161V163L111 161H113L112 163L113 164H115L116 166H117V163H119V164H121L123 161H120L119 159H121V160H123V158L126 160V162L124 161L122 164H123V166H124V168H123V166L122 165H119L118 164V166H120V167H118V168H120V169H125V171H123V173L125 172V174H126V172H127V176L126 177H128V178H124V176H122V174H120L124 179H121L120 180V182L122 181V180H128V183L126 182V181H123L124 183L122 184V182L120 183L119 181H118V179L120 178H118L117 176H119L118 174L116 175V170H118V171H120L119 169H116L117 167L114 165V167H115V169L114 170H110V169H112L111 167H112V165L113 164H111V165H109V167H107L108 166V163H107V165H106V167L107 168H109L108 170H101V168L100 169H95V167L97 166L98 167V164H97V162L96 161H98V160H100L101 162H104ZM170 158V159H169ZM211 158H209L210 159V161H208V159L206 160H204V162L205 161H207V162H209V163H211V161H212V163L211 164H213L215 161L213 160V159H211ZM226 158V157H225ZM231 158V159H232ZM249 159L248 161H247V159ZM97 159V160H96ZM133 159H134V157H133ZM135 159V160H136ZM159 159H161L160 160V162L158 161ZM203 159H204V157H203ZM242 159H246V161H243L242 162ZM254 159V160H253ZM105 160V161H106ZM119 162H118V161ZM134 160V161H135ZM136 160V161H137ZM201 160V159H200ZM234 159H232V161H233ZM1 161V160H0ZM127 161H129L131 164H134L135 165V167L133 168V169H137L138 171L139 170H141L142 172H140L139 173V175H137L138 174V172H135L136 174L135 175H137V176H135L134 174L131 176V174H132V172H130V170L129 169H131L130 167L132 166L133 167V165H131V164H129L130 165V167L127 165L128 163H127ZM217 162H216V164L214 163L213 165V169H215V168H217L218 166H217V164H219V162L221 161H219L218 162V160H216ZM254 161H256V163L257 164H259V165H255V162ZM110 162V163H111ZM114 162H116V163H114ZM140 162H142L143 163V165L145 164V165H147L148 164V166L150 167H147V166H145L144 165V168H143V165H141L142 166V168L144 169V170H142V168H137V167H140ZM160 163V165H159V168H157L158 170L160 169V166H161V164H163V163H165L164 165H166L167 163V165L166 166H163V170H162V172L159 170H156V168H155V165H156V163ZM167 162V163H166ZM207 162H205V164L203 163V166L205 165L206 167H207V165H206V163ZM231 162V163H230ZM252 162V163H251ZM254 162V163H253ZM94 163H96L95 165H94ZM109 163V164H110ZM126 163V164H125ZM137 163V164H136ZM141 163V164H142ZM208 163V164H209ZM232 163H234V164H232ZM229 164H230V166H229ZM261 164V165H260ZM99 165H102V164H99ZM215 165H216V167H215ZM231 165H235V166H233L234 167V169H233V167L231 166ZM12 167L11 168V170H12V173H10V167ZM122 166V167H121ZM126 166V167H125ZM209 166V168H211L210 167V165H208ZM227 166H229V168L227 169ZM259 166V167H258ZM0 167H1V165H0ZM28 167V169H26ZM33 168L34 170H35V168H39V171L41 170V171H43V169H46V170H48L49 171V169L50 168H56V169H59V170H56V171H58V172H60V178H59V176H57V180L59 181H57V183L53 180L52 182H55L56 184H57V189H56V191H57V193H55L56 191L55 190H53V191H55L54 193H55V195L57 196H55L57 199V203L55 204L56 205V207L58 206V208H55V206H54V204L53 203H55L56 202V200L55 199H53L52 198V196L50 197V195L49 194H52L53 193V191L51 190V188H50V186L52 187V188H54L55 186H56V184L54 185V183H51V185H49L50 184V182H47L46 183V181H48L47 179H46V181H45V179H44V175L43 174H40V172L38 171V172H36L35 174H33L34 176H33V178H32V176H31V173L32 172H35V171H31L30 169L31 168ZM42 167H43V169H42ZM45 167H47V168H49V169H47V168H45ZM103 167H105V166H103ZM127 167H128V169H127ZM145 167H147V168H145ZM168 168V169H166L165 170V168ZM178 167H181V163H180V165L178 166ZM215 167V168H214ZM223 167V168H222ZM236 167V168H235ZM262 167H264V166H262ZM77 168H79L78 170H76ZM162 168V167H161ZM209 168H206V169H208V170H206L205 169V171H202V172H204V173H202L203 174V176H198L200 179H199V183L200 182H204V183H201V185H209L210 186V184L211 185H214V184H216V182H214L213 180H215V179H212L213 178V175H214V178L216 177V179H217V177L219 176H215V173H213V175H212V172H214V170L212 169L211 171L209 170ZM25 169L27 170V171H29V173H30V171H31V173H30V175H27V174H25V172L27 173V171H25ZM37 169H36V171H37ZM106 169V168H105ZM127 169V170H126ZM146 169V170H145ZM218 169H219V167H218ZM248 169H247V171H248ZM8 170H9V172H8ZM80 170V171H79ZM96 170V171H95ZM99 170H101V171H104V175H105V173H107L106 175L107 176H104V177H106L105 178V180L107 181V184H108V186L109 187H107L106 185V181H104L103 179V181L105 182V184L106 185H104L105 187H107V188H105V187H103V185H102V183H101V185L100 184H97L98 182H100V179L102 178L101 176L99 177V178H97L98 176H97V172ZM129 170V171H128ZM165 170V171H164ZM176 170H177V168H176ZM176 170H175V172H176ZM178 170H179V168H178ZM177 170V171H178ZM183 170V169H182ZM217 170V169H216ZM238 170V169H237ZM236 170V171H237ZM253 170V169H252ZM252 170H250V172H252ZM260 170V171H259ZM51 171V170H50ZM53 171V170H52ZM75 171H77L78 173L80 172V174H81V176L80 177H82V179L80 178V180H78V181H80V183L79 182H77V180L75 181L74 179V182H76V183H78V184H74V185H76V191H73V190H70V191H67L66 190V188L67 187H64V183H66L64 180H66V181H68L67 179H69L68 178V176H70V175H72V174H74L73 172H75ZM100 171V173H102ZM107 171H109V172H107ZM117 171V172H118ZM122 171H121V173H122ZM134 171H136V170H134ZM156 171H158L157 173H156ZM167 171V172H166ZM192 171V170H191ZM235 171V172H236ZM246 171V172H247ZM254 171V170H253ZM55 172V171H54ZM160 172V173H159ZM163 172H165L164 174H163ZM181 172V171H180ZM194 172V171H193ZM210 172V173H209ZM235 172L231 175L232 177L233 176H235ZM238 172V171H237ZM236 172V173H237ZM256 173H257V171H255ZM261 172V174H264V173H262ZM1 173H2V175L4 176V177H6V178H3V176L1 175ZM7 173H10V174H7ZM28 173V174H29ZM40 174V176L42 177H40V178H36V177H39V174ZM55 173H57V172H55ZM76 173V172H75ZM97 173V174H96ZM99 173V174H100ZM134 173V172H133ZM167 173V174H166ZM183 173V172H182ZM185 173V172H184ZM239 173V172H238ZM248 173V175L249 174H251V173H249V171L247 172ZM48 174V173H47ZM96 174V175H95ZM163 174V175H162ZM173 174H174V171L172 172V176H173ZM181 174V173H180ZM198 174V173H197ZM202 174H198V175H202ZM224 174V172H222V174H220V176H222ZM243 174V173H242ZM35 175H38V176H35ZM57 175H59V173L57 174ZM83 175V176H82ZM187 175V174H186ZM239 176H240V174H238ZM251 175H255L254 173H252ZM2 176V177H1ZM8 176V177H7ZM27 176H31V178H30V180L29 179H27V180H29V181H27L26 180V178H29V177H27ZM53 176V175H52ZM131 176V177H130ZM135 176V178H132V177H134ZM165 176V177H164ZM166 176H168V177H166ZM171 176V177H172ZM185 176V175H184ZM194 176H197L196 174L194 175ZM230 175L228 176V180H227V182H226V180H224L225 182H224V184L227 186L228 184V186H230V184H232L233 182H228V181H232L233 180V178L231 177ZM236 176H237V174H236ZM239 176L237 177L238 179H240L239 178ZM258 176H256V179L257 180H259L258 178ZM262 176V175H261ZM53 177H55V176H53ZM103 177V178H104ZM115 177H117L116 179H115ZM137 177V178H136ZM154 177H155V179H154ZM160 177L158 178V180L160 179ZM212 177V178H211ZM229 177H231L232 178V180H230L229 179ZM243 177V176H242ZM3 178V179H2ZM34 178H35V180H34ZM45 178H46V175H45ZM59 178V179H58ZM72 178V177H71ZM71 178H70V180H71ZM192 178V177H191ZM195 178H197V177H195ZM194 178V180H196ZM220 178V177H219ZM224 178V179H225ZM236 178V179H237ZM246 178V177H245ZM55 179H56V177H55ZM108 179V180H107ZM160 179V180H161ZM177 179V178H176ZM182 179V178H181ZM198 179V178H197ZM211 179V180H210ZM244 179V178H243ZM99 180V181H98ZM152 180V181H153ZM158 180H156V182L158 181ZM159 180V181H160ZM162 180L160 181L161 183H162ZM201 180V181H200ZM219 179H217V181H218ZM235 180V179H234ZM245 180V179H244ZM246 180H250V179H248V178H246ZM245 180V181H246ZM50 181V180H49ZM64 181V182H63ZM154 181H153V184H154ZM158 181V182H159ZM174 181V180H173ZM179 181V180H178ZM221 181V180H220ZM237 181V180H236ZM240 181L242 182V179H240ZM252 181V180H251ZM254 181V180H253ZM2 182V183H1ZM103 182V183H104ZM147 182H148V184H149V186H148V184H147ZM183 182H186V183H183ZM192 184H191V183ZM197 182V181H196ZM211 182V183H210ZM212 182H214V184L212 183ZM238 182V181H237ZM73 182H72V180H71V184H72ZM144 183L147 185H144ZM190 183V184H189ZM248 183H250V182H248ZM252 183H254V182H251V184ZM53 184V185H52ZM61 185V187H59L60 185ZM68 183H66V185H67ZM80 184V185H79ZM97 184V185H96ZM110 184V185H109ZM197 184V183H196ZM222 184V183H221ZM239 184V186H235V183L234 184H232V185H234V187H233V189H235V193H236V195L234 196V192H233V199H236V200H234V205H235V201H236V206H234V205H232V206H234V207H232V209L233 208H235L236 207V209H233V210H235V212H233V210H230L231 212H233L234 214H232V216H230V222H229V224H228V227H229V225H230V223H231V226H230V228L227 230L225 227H223V228H225V230H224V232H223V235L222 234H220V236L222 235V237H224V242H223V245L221 246V248L223 247V249H221V250H224V247H225V249H228V253H227V250H226V253L224 252V255H223V252L222 253H220V252H217V253H220V254H218L217 256H215V254H217V253H215L213 256H212V258H211V255H208L209 257H210V260L208 261L207 259V262H209V264H223V261L225 262V261H228V260H232V259H230V257L232 258V256H231V254L233 255V258H234V256L236 255V262H235V260H233V264H245V260L243 259V257L245 256L244 254L246 253L247 254V252L246 251H249L250 249V251H252L251 253H250V257H248L249 256V254L247 255V259L249 260V258L251 259L250 260V262L252 261V264H264V261H261V260H264V258H258V255L256 256V254L257 253H255V251H254V249L256 248V249H258L259 247V243H256L257 241H259V240H257V241H255L256 239L255 238H257V236L255 237L253 234V232L256 230H258V229H260V231L262 230V228H264V227H262V228H260L261 226H264V224H260L259 223V226H257V227H259V228H257V229H254V230H252L251 232L253 233L252 235L254 236V237H251L252 235H251V232H249L250 230H251V228H250V230H248L247 232H249V235L246 233V231H244V229H245V227H244V229H243V231L247 234L245 237H244V244H242V242H243V240H242V242L240 243L241 245H239L238 244V241L237 242H235V240L233 239L234 237H235V235L237 234V228H238V225H237V223L239 224V221H240V223H243V222H246L245 221V219L248 217V214L247 215H243V219H241L242 218V215L240 214L241 213V211L240 210H242V208H244V209H249V211H251L250 209V206L251 205H254V203L252 202V203H250L251 201H252V199H254V201H255V199H256V201H255V204L257 205H261L262 204V206H264V200H262V199H258L257 197L258 196H256V197H254V198H248V197H246V195L248 194L247 193V191H249L248 189L250 188V185L248 186V185H246V186H248V188L247 187H245L244 185L246 184V182H242V183H237V185ZM243 186H242V185ZM258 183H256V184H252L253 186H255V185H257ZM65 185V186H66ZM77 185L78 186H80V188H82V192H81V189L79 188H77ZM95 185L97 186L95 189H94V187H95ZM103 189V188H105V189H107V190H111V193H112V195L113 196H111V194L109 195L110 197H113V200L111 199V198H109L108 196H107V199H108V202L110 201V200H112V202L110 201V203H109V205H107V201H104L103 200V198H106V197H104V195L102 196V194H108V192H107V190H105L104 189V192H102V194H99V193H97L99 190H98V187L99 186ZM138 185V186H137ZM139 185H140V187H139ZM141 185L143 186H145L147 189H149V195H148V192H147V189L145 188L144 189V187H141ZM200 185V184H199ZM205 185V186H206ZM223 185V184H222ZM232 185H231V188H232ZM241 185V186H240ZM251 185V186H252ZM94 186V187H93ZM135 186H137V187H139V189L140 188H142V189H140V190H142L143 192H141L140 191V195L141 196H136V195H138V192H135L136 190L138 191V189H136L137 187H135ZM184 186V187H183ZM195 188H194V187ZM204 186V187H205ZM209 186H207L208 188H209ZM252 186V187H253ZM258 186H260L259 184H258ZM257 186V187H258ZM123 187V188H122ZM169 187V186H168ZM211 187V186H210ZM224 187V186H223ZM236 187H237V189H236ZM239 187H242V188H239ZM243 187H245V189H243ZM256 187V188H257ZM262 186H260V190L261 191H264V189H262L261 188ZM89 188V189H88ZM110 188V189H109ZM163 188V187H162ZM213 188H214V186H213ZM220 188V187H219ZM226 188H228V187H226ZM253 188H255V187H253ZM74 189V190H75ZM77 189H78V193L80 194H77ZM86 189V191H84ZM91 189V190H90ZM98 191H97V190ZM124 190V192H125V194L123 193V191H122V193H121V191L120 190ZM125 189H126V191H125ZM144 189V190H143ZM169 189V188H168ZM212 189V188H211ZM221 189H223V188H221ZM96 190V191H95ZM128 190H129V192H128ZM162 190V189H161ZM215 190H216V188H215ZM226 190V189H225ZM250 190H252V189H250ZM48 191L50 192L49 194H48ZM72 191V192H71ZM90 191H92V194H89V192ZM93 191L94 192H96V194H99V195H101L102 197H101V199L103 200V202L102 201H100L99 199H100V196L99 195H96V194H94L93 193ZM105 191H106V193H105ZM209 191V190H208ZM217 191L219 192L220 191V189L218 190V188H217ZM227 191V190H226ZM253 191V190H252ZM255 191H256V189H255ZM258 191V193H259V190H257ZM260 191V192H261ZM52 192V193H51ZM58 192H59V194H58ZM81 192V193H80ZM84 192V193H83ZM86 192V193H85ZM88 192V193H87ZM126 192H127V194H126ZM154 192V191H153ZM163 192V191H162ZM179 192V193H178ZM223 192H225V191H222V193ZM53 193V194H54ZM82 193H83V196H81L82 195ZM136 193V194H135ZM142 193V194H141ZM163 193H165V192H163ZM203 193V194H202ZM220 193V192H219ZM257 193V192H256ZM256 193H255V195H256ZM47 194L49 195V196H47ZM59 195V197H60V203L58 202L59 200H58V195ZM120 194V195H119ZM172 194V193H171ZM221 194V193H220ZM224 194V193H223ZM261 194H264V193H262L261 192ZM93 195V196H92ZM157 195V194H156ZM163 195V194H162ZM205 195H206V197H208V198H206L205 197ZM227 194H225V196H226ZM99 196V197H98ZM148 196H149V199H150V201L149 200H147V198H148ZM152 196V195H151ZM159 196V195H158ZM197 196H198V198L200 199V197L202 198V196L204 197V198H206L207 200H205L204 198H202V199H204L205 201L204 202H206V203H208V204H206V205H204V207H202L203 205L202 204H204V202L199 206V207H201L202 209H198V206H197V209L196 208H193L195 205V201H194V204H193V199L194 200H196V198H197ZM223 196V195H222ZM228 196H230V195H228ZM251 196V195H250ZM54 197V198H55ZM114 197H116V198H114ZM139 198V200L138 199H135V198ZM141 197H143V201L145 200H147V201H149V206H150V208H148V207H145L146 208V210H147V208H148V211L149 212H151L150 213V215H149V212H147V214L150 216V217H144L143 218V220L145 219V221H146V219H150V218H152V220L150 219L149 221H147V223H143V225H147V226H145L146 228L144 229V230H146V232L144 233L143 231H141V230H143L139 225H138V227L141 229L140 230V233H142V235L139 233H136L138 230H139V228L137 227V228H135V230H134V232L136 233V235H135V233L133 232V229H132V232H133V234L131 235V234H129L128 232H130V228H129V230H128V234H129V237H130V235L131 236H133L134 235V237H132L133 239H135L136 237L138 238L139 236H141L140 237V239H135V241H133V240H131V237H130V239L128 238V234H123V236L124 237H120L121 239H129V242H131V241H133V242H135V246H136V248H134V249H136L137 251H138V248H139V251L138 252H136L135 253V251L133 250V252L134 253H130V252H132V250L131 251H129V248H133L132 246H131V243L129 244L128 243V245H126L127 244V242L124 240V242H126L125 243V245H126V247H125V249H123V250H120L119 249V247H118V245H120V247H122V243L124 244V242H122L121 240H120V238H119V236H122V235H118V238H119V241H121L120 243L121 244H119V243H116V244H110L111 246L113 245L116 249H112V248H109V246L110 245H108L110 242H112L113 240V242H115L116 240H115V237H113L112 235H111V237H109V235H108V237L106 238V235H107V231H105V229L106 230H108L107 228H111V226H112V228H113V224L111 225V226H108L107 228L106 227H104L103 225H109V223H112L113 222V220L110 222V220H109V217H111L110 219H112V213H114L113 211H115L114 210V208H116V210L118 209V207L120 206V205H122V204H124V202H126V204L128 203V202H130L131 204H133V202L132 201H134L135 200V203L137 202V200H138V202H142L141 201ZM163 197V196H162ZM165 197V196H164ZM169 197V196H168ZM196 197V198H195ZM217 198L215 201H216V203L214 204L213 202H212V200H214L213 198ZM227 197V196H226ZM246 199H245V198ZM176 198H178V199H176ZM210 198V200H209V202H208V199ZM224 198V197H223ZM228 198V197H227ZM231 198V199H232ZM262 198H264V197H262ZM106 199V200H107ZM115 199V200H114ZM231 199H229L230 201H231ZM248 199H251L250 201H248ZM257 199H258V201H257ZM54 200H55V202H54ZM123 201V203L121 204V202ZM158 200V199H157ZM167 200V201H166ZM224 200H225V198H224ZM228 200V201H229ZM244 200V201H243ZM247 200V201H246ZM260 200H262V203L260 204ZM100 201V202H99ZM144 201V202H145ZM161 201V202H160ZM175 201H176V203H175ZM179 203H178V202ZM188 201L190 202L189 204H193L192 205V207H191V209H189V208H187L188 207ZM203 201V200H202ZM214 201V202H215ZM225 201H227V199L225 200ZM229 201V202H230ZM246 203V202H249V208H245V207H243V203ZM137 202V203H138ZM143 202V203H144ZM157 202H158V205H160L161 207H163V206H165V207H163L162 209L165 211L164 213H162V211L163 210H161L160 212L162 213H160V212H158L159 213V215H158V217L156 216H154L153 214H152V212L153 211H150L151 210V208H153L154 206H156L157 205ZM172 202V203H171ZM197 202H198V200H197ZM196 202V203H197ZM257 202V203H256ZM59 203V204H58ZM99 203H101L100 204V206H99ZM105 205H104V204ZM112 203V204H111ZM150 203H152V204H156V205H154L153 207H152V204H150ZM161 203V204H160ZM171 203V204H170ZM210 203V204H209ZM219 203H220V201H219ZM224 203V202H223ZM223 203L221 204L220 203V205L222 206L223 205ZM238 203V204H237ZM58 204V205H57ZM103 204V206H101ZM125 204V208H126V205ZM138 204H140L141 205V203H138ZM146 204V205H145ZM145 204H143V205H145V206H147V203H145ZM162 204H163V206H162ZM188 204V205H187ZM212 204H213V206H212ZM217 204V205H216ZM241 204V205H240ZM247 204V203H246ZM246 204H245V206H246ZM60 205V206H59ZM142 205V207H144ZM157 205V206H158ZM187 205V206H186ZM211 205V206H210ZM215 205V206H214ZM255 205V206H256ZM155 207L156 209H160L161 207ZM186 206V207H185ZM242 207L241 209L240 208H238V207ZM121 207L123 208V205L122 206H120L119 208L120 209H118V211H119V213H120V211H121ZM187 208V209H189V210H187V209H185V208ZM213 207V208H212ZM254 207V206H253ZM252 207V208H253ZM124 208V209H125ZM144 208V209H145ZM166 210H165V209ZM111 209H113V211H111ZM131 208H129L128 210H130ZM150 209V210H149ZM230 209V208H229ZM240 209V210H239ZM254 209H255V207H254ZM260 209V208H259ZM194 210V211H193ZM253 210V209H252ZM189 211V212H188ZM218 213V214H216V212ZM240 211V212H239ZM244 210H242V212H243ZM248 211V212H249ZM255 211H256V209H255ZM255 211H253V212H255ZM257 211H258V208H257ZM256 211V212H257ZM109 212H111V214L112 215H108V214H110ZM115 212H117V211H115ZM188 212V213H187ZM213 212L215 213V215H213ZM247 211H246V213H248ZM256 212L255 213H251V216L250 217H252V218H254V220H255V217L257 218V219H260V221L262 222V223H264V217H259L258 218V216L256 215ZM259 212V211H258ZM108 213V214H107ZM118 213V214H119ZM127 213H129V211H126V214L125 213H123V214H125V215H123V216H125V218L124 219H126V220H128L129 219V217L130 216H128V214ZM145 213V212H144ZM210 213H212V215L210 214ZM260 213H261V211H260ZM107 214V215H106ZM241 216H240V215ZM244 214V213H243ZM250 214V213H249ZM255 214V217L253 216V215ZM262 214H264V213H262ZM127 215V216H126ZM131 215V214H130ZM155 215H156V213H155ZM205 215V216H204ZM206 215L208 216V219H210V220H208V219H206L207 217H206ZM216 215L218 216L217 218H215L216 217ZM115 216V215H114ZM122 216V217H123ZM140 216H142V215H140ZM155 218H154V217ZM181 216H184L185 218L186 217H188L189 216V218H188V220L189 219H191V218H193V219H191V220H193V222L195 223V221H196V225H194V223L193 222H191V220H190V222L194 225H192L193 226V229H195L194 231L195 232H193V234H191V239L192 240H194V241H196V242H193L192 244H191V239H187V241L185 240V237H183V235L185 234L184 233V226L180 223V225L179 224H175L174 223V220L176 221V220H179V222H182V219L180 218ZM200 216H203L202 218L200 217ZM229 216V215H228ZM227 216V217H228ZM244 216H246V217H244ZM176 217H178V218H180V219H178V218H176ZM183 217V220L185 219ZM191 217V218H190ZM200 217V218H199ZM204 217H206V218H204ZM121 218V217H120ZM154 218V219H153ZM174 219V220H173ZM187 219V218H186ZM201 221H203L204 222V220H205V222L208 220V222H206V224H202L203 222H201L200 224L198 223L200 220ZM204 219V220H203ZM225 219V218H224ZM226 219H228V218H226ZM251 219V218H250ZM123 220V219H122ZM142 219H140V221H141ZM143 220L141 221V222H137L138 224H142V222H143ZM199 220V221H198ZM242 220V221H241ZM246 220H248V218L246 219ZM251 220H253V219H251ZM130 221V220H129ZM128 221V222H129ZM144 221V222H145ZM174 223V226H173V223ZM186 221V220H185ZM210 221V222H209ZM249 221V220H248ZM123 222H124V220H123ZM176 222H178V221H176ZM178 222V223H179ZM187 222V221H186ZM204 222V223H205ZM223 222V221H222ZM250 222V221H249ZM256 222H257V220H256ZM256 222H255V224H256ZM259 222V221H258ZM114 223V222H113ZM125 223H127V221L125 222ZM183 223V222H182ZM185 223V222H184ZM247 223V222H246ZM246 223H243L242 225L243 226H245L244 224H246ZM101 224V226H99L98 227V225H100ZM123 224V223H122ZM169 224H170V226H169ZM171 224H172V227H171ZM201 224H202V226H201ZM253 223H251V226L253 227V225H252ZM137 225V224H136ZM143 225H142V227H143ZM241 224H240V226H242ZM114 226H115V224H114ZM177 227V226H179V229H180V227H181V230H178V229H176V228H173V227ZM186 226V225H185ZM208 226V225H207ZM227 226V225H226ZM235 226H237V228H235ZM239 226V227H240ZM246 226H250V224L248 225V224H246ZM256 226H254V227H256ZM101 227H104L103 229H100ZM118 227V226H117ZM148 227V228H147ZM202 227V228H201ZM227 227V228H228ZM232 227V228H231ZM111 228V229H112ZM167 228H172L171 230L170 229H167ZM183 228V229H182ZM235 228V229H234ZM240 228H242V227H240ZM240 228H239V234L241 233V231H240ZM248 228V229H249ZM111 229L110 230H108V231H111ZM136 229H138V230H136ZM185 229L187 230V228L185 227ZM201 229H202V231H201ZM114 230V229H113ZM162 230H164V235H163V231ZM166 230H168V231H166ZM210 230H212V229H210ZM236 230V231H235ZM181 231V232H180ZM189 230H187L186 232H188ZM191 231V230H190ZM208 231V230H207ZM255 231V232H256ZM122 232V231H121ZM167 232V233H166ZM212 232V231H211ZM258 232H259V230H258ZM5 233V234H6ZM161 233H162V235H161ZM166 233V234H165ZM182 233H184V234H182ZM191 233V232H190ZM194 233H196L195 235H194ZM204 233V234H203ZM213 233V232H212ZM211 233V234H212ZM221 233H222V231H221ZM236 233V234H235ZM245 233H244V235H245ZM261 233V232H260ZM108 234H111L110 232L108 233ZM113 234V233H112ZM159 234V235H158ZM238 234V235H239ZM255 234H257V233H255ZM262 234H264V233H262ZM139 235V236H138ZM187 235H188V233H187ZM186 234L184 235V236H186L187 238H188V236H187ZM192 235H194L193 236V238H192ZM203 236V238H201L202 236ZM215 235V234H214ZM233 235H234V237H233ZM241 235V234H240ZM242 235H243V233H242ZM243 235V236H244ZM1 236V235H0ZM115 236V235H114ZM136 236V237H135ZM156 236V237H155ZM157 236H162L161 238H162V240H161V238H159V237H157ZM163 236H165L166 237V239H165V241L163 240L164 238H163ZM218 236V235H217ZM217 236H216V239H217ZM232 238H231V237ZM260 236H262V235H259L258 234V237H260ZM114 239H113V238ZM127 237V238H126ZM156 239H155V238ZM169 237V236H168ZM222 237H220V238H222ZM237 237H242V236H237ZM1 238V237H0ZM110 238H112V240L110 239ZM116 238H117V236H116ZM157 238H158V240H160L158 243H157ZM189 238H190V235H189ZM230 238H231V240H230ZM108 239V240H107ZM147 239V240H146ZM172 239H174V240H172ZM200 239H202V241L200 242ZM223 239V238H222ZM233 239V240H232ZM237 239V238H236ZM118 240V239H117ZM238 240V239H237ZM240 240V241H241ZM108 241V243H106ZM110 241V242H109ZM143 241L141 242V244L139 245V246H143L142 245V243H143ZM163 241V242H162ZM190 241V242H189ZM199 243H198V242ZM233 241H234V243H233ZM261 241V240H260ZM189 242V244L187 245V243ZM213 242V241H212ZM261 242H264V240H262ZM166 243H167V241H166ZM175 243V242H174ZM218 243V242H217ZM222 243V242H221ZM221 243H220V245H221ZM236 243V244H235ZM118 244V245H117ZM134 244V243H133ZM225 244V245H224ZM105 245V246H104ZM131 247H130V246ZM164 245V244H163ZM169 245V244H168ZM191 245V246H190ZM196 245V246H197ZM206 245V244H205ZM204 245V246H205ZM218 245V244H217ZM258 245V246H257ZM112 246V247H113ZM127 246H129L128 248H127ZM145 247H146V244L144 245ZM143 246V248H145ZM154 246V247H155ZM187 246V248H188V250H187V248H185ZM196 246H195V248H196ZM204 246H202V247H204ZM219 246V245H218ZM260 246H261V243H260ZM105 249H104V248ZM108 247V248H107ZM118 247V248H117ZM147 249H143V250H145V253H147L146 252V250H148L149 249V245L147 244ZM164 247V246H163ZM170 247V249H168ZM258 247V248H257ZM124 248V247H123ZM158 248H160V247H158ZM168 251L169 250H171V252L174 250L171 246H168ZM179 248V249H178ZM181 248V249H180ZM184 248H185V250H186V253L184 252L185 250H184ZM194 248V249H195ZM201 248V247H200ZM104 249V250H103ZM107 249L109 250V249H111V250H109L108 251V256L109 255H114L113 256V258H110V257H108V256H106V254H107ZM127 249H128V251H127ZM151 249V248H150ZM149 249V250H150ZM154 249H156V248H154ZM166 249V250H167ZM193 249V248H192ZM215 249V248H214ZM217 249V248H216ZM219 249V247H218V249L217 250H220ZM246 249V250H245ZM105 250H106V252H105ZM216 250V251H217ZM101 251H102V253H101ZM112 251V252H111ZM120 251H123L122 252V254H120ZM156 251H158V250H156ZM155 251V252H156ZM191 252H192V250H190ZM189 251V252H190ZM215 251V252H216ZM144 252V251H143ZM143 252H141V254H145V253H143ZM163 252V251H162ZM171 252H168V253H171ZM229 252L231 253L230 255H229ZM245 252V253H244ZM0 253H1V251H0ZM109 253H111V254H109ZM193 253V252H192ZM196 253H197V251H196ZM204 253V252H203ZM131 254V255H130ZM136 254H137V256H136ZM141 254H139L140 256H141ZM162 254V253H161ZM184 254H186V255H184ZM194 254H195V252H194ZM211 254V253H210ZM222 254V255H221ZM157 255H159V254H157ZM190 255H191V253H190ZM190 255H188V257L190 256ZM152 256V255H151ZM154 256V255H153ZM193 256V255H192ZM191 256V257H192ZM219 256V257H218ZM227 256V257H226ZM230 256V257H229ZM105 257H108V259L106 260V258ZM116 257V258H115ZM121 256L120 257H118L119 259H117V262H118V264L120 263V264H123L124 262V264H142L143 262H137V260L135 261H133L132 260V258H131V260H126V261H124L123 263H121V262H119V260L122 258ZM186 257V258H185ZM194 257V256H193ZM214 257V258H213ZM115 258V259H114ZM152 258V257H151ZM156 258V257H155ZM163 258V257H162ZM197 258V257H196ZM199 258V257H198ZM208 258V257H207ZM225 258H229L228 260L226 259L225 260ZM234 258V259H235ZM246 258V257H245ZM139 259H143L142 257L140 258L139 257ZM157 259H159V258H157ZM194 259V258H193ZM261 259V260H260ZM161 260V259H160ZM196 260V259H195ZM244 260V261H243ZM140 261V260H139ZM153 261H156V260H153ZM158 261V260H157ZM156 261V262H157ZM163 261H164V258H163ZM198 261V260H197ZM247 261V260H246ZM1 262H0V264H1ZM108 262V264H112L113 262ZM155 262V263H156ZM161 262V261H160ZM165 262V261H164ZM194 262H196V261H194ZM206 262V263H207ZM211 262V263H210ZM231 262V261H230ZM230 262H229V264H230ZM235 262V263H234ZM116 263V262H115ZM151 263V262H150ZM154 262L152 263V264H155ZM167 263V262H166ZM166 263H164V264H166ZM205 263V264H206ZM117 264V263H116ZM144 264V263H143ZM157 264H159V263H157ZM160 264H162V262L160 263ZM196 264V263H195ZM226 264V263H225ZM228 264V263H227ZM232 264V263H231Z\"/></svg>",
	"mask_w": 264,
	"mask_h": 264
},
{
	"label": "rangeland",
	"instance_id": "374dc122",
	"mask_svg": "<svg viewBox=\"0 0 264 264\" xmlns=\"http://www.w3.org/2000/svg\"><path fill=\"white\" fill-rule=\"evenodd\" d=\"M30 1L35 3L36 0H33V1L30 0ZM37 1H38V0H37ZM37 1H36V3H37ZM108 1H109V2H112V1H113V2H114V5H115V6L113 5V8H114L113 12H109V13H111V14H113V15H114V13H115V15H116V14H117V15H116V16H115V15H114V16L111 15L110 18H109V17H105V18H103V22H102V24H103L105 21H107V22L110 21V22H109V23H110L109 26H111V25H112L111 22L114 23V21H116V23H117L118 21H122L123 18H124V19H125V18H128L127 16H129V17L131 18V19L129 18L130 22H132V23H130V24H129V21L124 20L126 23L128 22V24H129L130 26H129V25L127 26V27H128V28H127L128 30H126V27H124V30H123V31H124L125 33L122 31L123 34H119V35H118V37H119L120 35H121V37L116 38V39H117V42H115V44L118 43V44H120V45H121V44L123 45V43H121L120 40H121L122 42L125 40L124 43H126V41L128 40V43H127V44L129 45L130 49L128 50L129 54H128V55L126 54V55H127L128 57H129L130 55H131V56L129 57L130 59H128V58L126 57V60L129 61V62H127V64L130 63V60L133 61V62H131V64H130V66H132L133 68L130 69L131 67H130V66L128 67V65H127V67H128L127 69H130V71L127 73V75L130 74V75H129V78H132V81H135V79L137 80V78H138L137 75H138L139 73H141V75L143 76L142 79H145V80H146V81H143L142 79H140V80H141V84L144 85V86H143V89H144V88H145V89H144V91H143V89L139 88V89L136 90V93L139 92V91H142L144 94H142V92H141V94L139 93V96H140V97L142 96V97L140 98V97L138 96L137 99L134 98V100H136V102H135L136 104H135V106H134L133 104H131L130 106L133 108V106L136 107V106H138L137 104H140L139 107L134 108V109H138V108H140V106L143 105V104H142L143 101H145V102H153V101H155V100L152 101V98L155 97V99H156V97H158V95H159V97H160L161 99L163 98V99H162V100H163V104H164V102L167 103V100H169V102L167 103V105H165V106L163 107V104H162V106L160 105L159 110H158L157 107H156L157 110H155V112L158 111V114H157V113H156V114L159 115V120H158V118L156 119V116H155L154 119H155V120H158L160 123H163V124H161V126H162L161 129H163L164 120H165V121H168L166 118L169 117V115H170L169 113H171V111H173L172 109H178V110H174V111H175V112L177 111L176 114H180V115H182V114H184V113H183V112H184L183 110L188 106V105L185 103V100H186L185 98H187V96H188V95H187L188 92L185 93V91H186L185 89H183V91L180 90V89H182V87H180V85L182 84L181 77H180V76H177V77H180L179 80H181V84L179 85V82H180V81L177 83L176 73L173 72V70H175V71L177 72V74H178V71L180 72V70H181L180 68L182 67V66H181V67L179 66L180 68L178 67V65L175 63L176 59H177L176 62H177L179 65H183V64H184L183 67H184V66L186 67V66L188 65V66H187V68H188L187 71H189L191 68L193 69L194 67L198 66V65L195 64V63H196V60H197V63H199V60H200V62L203 61V60H201L200 56L205 55V56H203V57L205 58V57H206V54H205V53H206V52H209V51H205L206 48L204 49V46H206L207 44H205V45H203V44H204V43H209L210 41H212V40H209V42H208V40L204 37V34H203L204 32H202V31H203V30H204V31L206 30V32H209V33L211 32V33H212L213 29H214V31H215V29H216L217 27H218L219 29H221V30L223 29V33H224V35H223V33H222L223 36H219L220 32H222V31L219 30L220 32L218 33V35L216 34L217 37H216V38H213V39H215V40H217V41L213 40V41H212L213 43L210 42V44H211V45H210V49H209V50H210V53H211V51H212L211 54H213V52H215L214 49L216 50V53H217V52H218V53H217V54L214 53L215 57L210 55V57H211V59H212V60L209 59L210 62H209V60H205V59H204L207 63H206L205 61H203V62H205V64H204L203 62H202V63H203L206 67H205L203 64H201L202 66L199 65V66L202 67V68H200L201 71H199V72H202L203 75H201V74L199 75V74H198V73H199L198 70H200V69L196 70V68H198V67L195 68L196 72H194V71H195L194 69H193V71H192V70L189 71V72L186 71V72H187L186 75H187L188 77H190V78H188V77L185 75V82H187V81H189V83H190V82H192V83L194 82L193 85L190 83V85H191V91H193V92H192V93H193L192 96H193V97H194V96H197V97H194V99H196L195 102H196L197 105L194 103L195 105L193 104L194 106L191 105V107L193 106V108H194V107L196 108V107L200 104V105L198 106L200 109L197 108V110L199 109L198 111H200V112H198V113H200V115L203 113L202 116H201L202 118H199V115H198V113H197V110H195V108H194V109H193V108H189L190 110H195V112L197 113V118H199V120L197 121V119H196V121L198 122V123L196 122V124H197V125H200L201 127H200V126H198L199 128H198V127H195V128L198 129V130H197V129L195 130V128H192V127H191V124H192L193 122L190 121V123H191V124H190L189 121H188L187 123L190 125V127H188V128L190 129V131L187 130L186 132H187V135H188V131H189V133H190L191 135L189 134L190 136H185V137H187V138L190 137V140H189L190 142H191L195 137H197V138H198V141H197V138H196V145H194V143H191L192 145L190 144V149H189V150H188L189 147H187V151H184V149L186 150V147L181 148V151H179V152H181V153L183 154V156H182L181 154H179V155H181V156L184 158V160L179 161V162L181 163V167H178V166L180 165V163H179V165H177V166L175 167V170H176V168H177V170H178V168H179L178 171L176 170V172H175L174 168L171 169L172 172L174 171L173 176H172V172L169 171L168 175H169V174H171V175H170L169 177L166 176V177H168L167 179H169L168 182H167V181H164V182H163V180H166V179L164 178V179L162 180L161 178H162L163 176L160 177L161 174H157V175H159L160 179L162 180V183L160 182V181H161L160 179H159L160 181L158 180V178H159L158 176H156L157 179H155V177H154L155 181L152 179V180L154 181V184H153V181H152L151 179H150V181H148V182H152L151 187H149L150 191H151V189H152V194H151L152 196L149 195V194H150V193H149V189H147V188L144 186V185H146V184L144 183L143 186L141 185V187H144V189H145V188L147 189V192H148V195L150 196V199H151V197H153V198H152L153 200H151V201H150V199H149V196H148V198H147V200H149L150 202L153 201L152 203H155L156 201H159V199H161V201H163L162 198H164V200H165V198H168V199H167L168 201L166 200L168 203H169L170 198H171L170 201H173V202H174L173 199H175V198H172V196L174 197V195H175V197H176V195H177V193H174V191L176 192V191H178V190H180V189H181V190L183 189L182 187L179 189V186L181 185V184H180L181 181H184L185 179H188V180L190 179L191 181L193 180L192 183L195 182V186H196V185L198 186V187H196V188H197L196 191L198 192L197 195L200 193V191H202L203 193L207 194L208 197L211 196V195H213V193H214L213 196L217 195V197H219V196L222 197V199H220V198H218V199H219V201H220L221 204L224 202L223 205L221 206L220 203H219V201H218V204H219V205L216 204V205H217L216 208H215V207H214V208L212 207V208L215 209L216 211H217L218 206H220L219 209L222 208L223 206H224L223 208L226 209V210H225V209H220L219 212H221L222 210H225V211H224L225 213H223V214L220 213V215H218V216H221V218L218 219V218H217L218 216L216 215L215 218H217V219H213V218L211 219V224H210V226L212 225V221H213V220H214V222H215V223H214L215 225H216V223H217V220L219 221V222L217 223L218 225H216L217 228H214V227H215L214 225H212L211 227H209V223L207 224L208 226L205 225L206 227H208L207 229H205V227H203L204 231H206V232H204V233L206 234V235H204V236H205L204 243L206 242V243H205L206 245L203 244V243L201 244V243H199V242L197 241V242L199 243V245L195 244V245H193L192 247H190L191 249L188 247L190 250H192L193 253H192L190 250H189L190 252L187 251L188 255H190V253H191V255H190L189 257H188V255H187V258L190 259V261L192 260V262H193L194 264H195V263H196V264H205V263L207 262L208 259L210 260V257H209L208 255H211V258H212V256H213L215 253H217V252L222 253V252L224 251V252L226 253V250H227V253H228V249H225V247H224V250H221V249H223V247L221 248V246L223 245V242H224V241H223V240H224V237H222L223 232H224L225 228H226L227 230L230 228L231 223H230V225H229V227H228V224H229V222H230V221H229V220H230V216H232V214H234L233 212H235V210H233V209H236V207L232 209V207L236 206V201H235V205H234V200H236V199H233V198H232V197H233V196H232V195H233V192L235 193V189H233L234 185H232V184L235 183V186H239V184L237 185V183H242V182L244 183V182H246L245 185L243 184L245 187L248 188V186L250 185V188L248 189L249 191H247L248 194L246 195V197L252 199V198L258 196V197H257L258 199H262V200H264V198H262V197H264V194H261V192L264 193V191H261V190L259 189L260 186H262L261 188L264 189V174H261L262 171L259 172V174H260V177H259V176L257 175V174H258V170H257L258 168L255 170V168L252 167L253 164L250 165V163H249L248 166H251V167H250L251 169H248V168H247V169H248L249 173H251V174L254 173L255 175H251V174L248 175V173H247V172H248L247 169H245V171H243V169H244L245 167H243V165H241V164H244V166H247V165H246V164H247L246 162H245V163H240V166H239V164H237V166H236L237 168L235 167L236 170L238 169L237 171H238L239 173L234 169L233 166H235V165H231V166L233 167V169H234V170H233V173H234L235 171H236L237 173L235 172V176H233V177L231 176L233 173H232V174H229V175L233 178V180H232L231 177H229V179L231 178L230 180H232V181H228V182H233V181H234V182H233L232 184H230V186H228L229 184L226 186V185L224 184V182H225L224 180H226V182H227V180H228V176H229V175H227V179H226V178H225L226 173H225V171H224L226 168H225V169L223 168L224 165H225V167H226V165L229 163V161H231V162H234V161H235L236 163H237V162L239 163V161L241 160L240 157H242V156H240V157L238 158L239 161H237V160H236L237 158H235V155H236L237 153L233 156V158H232V154L235 153V152H238V154H239L240 150L238 151V149H242V150H244V149H246V148H248V147H249V148L252 147L253 150H255V149L257 150V151H255V153H254V155H257L256 158L254 157L253 154H250V153L247 151V149L244 150L243 152H244V153L248 152V154H250L251 156L253 155V157L255 158V160L259 158L258 160L260 161V159H261L262 163H264V126H260V125H261L260 123H262V122H264V121H262V122H259V121H258V120H262V117H264V93H262V92H264V91H261L262 89H260V87H261L262 85H259V84H258L260 87H259V88H258V86H256V87L258 88V91L260 90V92L257 91L256 87H254V89L256 90V92H254L255 94H254V96H253V93H250V92H251V88H252L253 86L256 85L255 82H253V80L251 81V79L253 78V76H252V78H250L251 76L249 75V73H247V70H245L247 74H244L245 71H242L244 67H245V69H246V68L249 67V66H250V69H254L255 67L253 68V66H254L255 64H257L259 60L262 61V59H264V53H262V51L260 52V49H259L260 46H258V45H260V44L255 43V42L258 41V40L256 41V39H254L255 37L253 38L255 41L251 39L249 42H248L247 40H246V42H244L245 40H243V44L241 43V41H240V42H238V41H233V40H237V39H236V38L234 39V38L231 36V35H232L231 32L229 33V30H230V29H229V30H227V29H228L229 26H231V30H232L233 27H232V25H229V24H233V22H232V20H234L233 17L235 18L236 16H235L234 14H233V15L230 14L231 16H228V15L226 14L227 12L225 13V12H223V11H224L225 7H230V6H232V7H230V8H226V9H231V8H233V6L236 4L235 0H226V1H225V0H222V1H220V0H219V1H218V0H214V2H213L212 0H207V1H206V0H152V1H151V0H147V2H145L146 0H142L143 3H142L141 0H140V1L136 0L137 3H139V5L136 3V1H134V2L132 1V2H131V0H130V2H131L132 4H134V5H132V4L129 2V0H127L128 3H125V2L122 3L123 1L121 2L120 0H117V1H116V0H107V2H108ZM118 1H120V2L118 3ZM125 1H126V0H125ZM191 1H192V2H191ZM233 1H234V2H233ZM241 1H242V0H240V2H241ZM244 1H245V0H244ZM244 1H242L241 3H243ZM259 1H261L260 3H262V7H264V1H262V0H259ZM259 1H256V2H259ZM39 2H40V1H39ZM144 2H145V3H144ZM175 2H176V3H175ZM240 2H239V3H240ZM247 2H248V0H247ZM247 2H246V3H247ZM120 3H122V4H120ZM229 3H230V5H229ZM237 3H238V2H237ZM239 3H238V5H235L236 7H235V6H234V7H235V8H239V7H238V6H239ZM246 3L244 2V3L242 4L244 9H245V7H246V5H245ZM260 3H259V5H260ZM119 4H120V5H119ZM125 4H131L132 8L129 7L130 5H129V6H125ZM135 4H136V5H135ZM183 4H184L185 6H184ZM226 5H227V6H226ZM242 5H240V6H242ZM259 5L257 4L256 6H259ZM124 6H125V7H124ZM133 6H134V7H133ZM137 6H138V7H137ZM189 6H191V7H189ZM126 7H127V8H126ZM135 7H136V8H135ZM260 7H261V6H260ZM262 7L260 8V10H261V11H264V9H262ZM115 8H117V9H115ZM119 8H121L120 11L118 10ZM205 8H206V9H205ZM243 8L240 7V8H239V11H240V9H241V11H243V10H244ZM122 9H124V10L122 11ZM233 9H234V8H233ZM242 9H243V10H242ZM116 10H118L119 12H117ZM128 10H129V11L132 10V11L129 12ZM190 10H191V11H190ZM231 10H232V9H231ZM257 10L260 11L259 8H257ZM225 11H226V10H225ZM94 12H95V11L93 10L92 14H93ZM127 12H129V14H128ZM123 13H124V14H123ZM223 13H225V15H224ZM94 14L97 15V12L94 13ZM120 14H121V15H120ZM127 14H128V15H127ZM191 14H192V15H191ZM228 14H229V13H228ZM119 15H120V17L122 16V17H121V20H120ZM123 16H124V17H123ZM227 16H228V17H227ZM226 17H227L228 19H227ZM229 17L231 18V19H230V22H229ZM37 18H38V20H41V16H39V17H37ZM111 18H112V21H111ZM118 18H119V19H118ZM172 18H173V19H172ZM104 19H106V20H104ZM117 19H118V20H117ZM137 19H138V20H137ZM246 19H248V18H246ZM249 19H250V18H249ZM127 20H128V19H127ZM171 20H172V21H171ZM174 20H175V21H174ZM226 20H227V21H226ZM124 21H122V24H123ZM133 21H134V22H133ZM107 22H106V23H107ZM125 22H124V23H125ZM186 22H187V23H186ZM208 22H209V23H208ZM231 22H232V23H231ZM83 23H84V22H83ZM85 23H86V22H85ZM85 23H84L83 25H86V24H87V23H86V24H85ZM106 23L103 24V28H104L103 31H104V30H105V31L110 30V27H109V29H107V28L105 27V24H106ZM183 23H184V24H183ZM219 23H220V24H219ZM227 23H228V24H227ZM132 24H133V25H132ZM168 24H169V25H168ZM195 24H196V25H195ZM214 24H215V25H214ZM120 25H121V22H120ZM123 25H124V24H123ZM131 25H132L133 27H132ZM184 25H185V26H184ZM198 25H199V26H198ZM211 25H212V28H211ZM222 25H223V26H222ZM87 26H89V25L87 24L86 27H87ZM117 26H119V25H117ZM121 26H122V25H121ZM136 26H138V27H136ZM203 26H204V27H203ZM208 26L210 27V29H209ZM213 26H214V28H213ZM219 26H220V27H219ZM129 27H131V28H129ZM183 27H184V28H183ZM199 27H200V28H199ZM215 27H216V28H215ZM118 28H119V27H118ZM118 28H117V29H118ZM121 28H122V27H120V29H121ZM203 28H204V29H203ZM207 28L209 29V31H208ZM229 28H230V27H229ZM56 29H57V28H56ZM56 29H55V31L57 32ZM87 29H90V28L87 27L86 30H87ZM106 29H107V30H106ZM122 29H123V28H122ZM135 29H137V30H135ZM202 29H203V30H202ZM224 29H225V30H224ZM40 30H41V28H38V29H37L38 32H39ZM125 30H126V31H125ZM129 30H130L131 32H130ZM211 30H212V31H211ZM217 30H218V29H217ZM87 31H88V30H87ZM105 31H104V32H105ZM119 31H120V30H118V32H119ZM128 31H129L130 33H129ZM214 31H213V32H214ZM224 31H225V32L227 31V32L230 34V36H231L232 38H230V36H228ZM41 32H43V31H40V32L37 33V35H36V38L39 39V41L36 39V41H37L36 43H38V42L41 43V42H42V41H41V38H42L44 41H43V43H41V44L38 43L39 45L36 44L37 47H36V45L34 46V48L36 47L37 49H36L35 52H33V53H35V56H32V58H33V57L35 58V60H34V59H33V60H34L35 62L39 63V64H38L39 66H40V63H42L41 65H43L44 63L47 65V63H48V59H50V56H47V55H45V54H46V51H47L48 49L50 50V49L53 47V46H51V42H48L49 39H50V41H51V37H49V38L47 37V38H48V39H47V38H45V36H44ZM53 32H54V31H53ZM116 32H117V30H116ZM118 32H117V33H118ZM132 32H133V33H132ZM165 32H166V33H165ZM233 32H234V31H233ZM233 32H232V33H233ZM106 33H109V32L107 31ZM190 33H191V34H190ZM192 33H193V34H192ZM211 33H210V34H211ZM39 34H40L41 36H40ZM48 34H49V33H48ZM130 34H132V36H131ZM133 34H134V35H133ZM166 34H167V35H166ZM202 34H203V35H202ZM225 34H226V35H225ZM125 35H126V37L124 38ZM128 35H129V36H128ZM164 35H166V37H165ZM213 35H214V34H213ZM216 35H215V36H216ZM37 36H38V37H37ZM49 36H50V35H49ZM127 36L130 37L131 40H130V39H126V38H128ZM134 36H136V37H134ZM194 36H195V37H194ZM215 36H214V37H215ZM224 36H226L225 39L227 38L228 40H227V39H226V40H221L222 37H224ZM40 37H41V38H40ZM43 37H44V38H43ZM101 37H102V35H100V36H98V37H95L96 40H93V39H95V38L92 36V39H91V36H90V37H89L90 40H88V41H89V42L91 41L90 43L93 44V45H92L93 47L90 45V48L92 47L93 50H95V48H96L97 46H99V45L101 44V42L104 40V38H103L102 41H101ZM122 37H123V39H122ZM164 37H165V38H164ZM180 37H181L182 39H181ZM189 37H190V38H189ZM193 37H194V38H193ZM134 38H135V40H134ZM217 38H218V39H217ZM97 39H98V40H97ZM119 39H120V40H119ZM162 39H163L164 41H163ZM180 39H181V40H180ZM200 39H201V40H200ZM229 39H230V40H229ZM45 40H46V41H45ZM149 40H150V41H149ZM168 40H169V41H168ZM185 40H186L187 43L185 42ZM206 40H207V41H206ZM98 41H99V42H98ZM115 41H116V40H115ZM130 41H131L132 43H131ZM135 41H138V42H135ZM140 41H141V42H140ZM181 41H182L183 43H182ZM189 41L192 42L193 44L190 43ZM202 41H203V42H202ZM204 41H206V42H204ZM218 41H219V42H218ZM228 41H229L230 43H229ZM253 41H254V43H253ZM44 42H45V43H44ZM47 42H48V43H47ZM92 42H94V43L96 42V43H95L96 45H94V43H92ZM129 42H130V44H129ZM139 42H140V43H139ZM144 42H145V43H144ZM198 42H199V43H198ZM214 42L217 44V46H218V44H220V46L217 47L216 44H215ZM217 42H218V43H217ZM220 42H221V43H220ZM232 42H233V43H232ZM237 42H238V43H237ZM247 42H248V43H247ZM250 42H251V43H250ZM258 42H259V41H258ZM7 43H8V41H7L6 44H5V40H3L2 43L0 42V45H1V46H0V49H1V50H4V49L7 50V47H6V46H8ZM90 43H89V44H90ZM99 43H100V44H99ZM136 43H137V44H136ZM176 43H177V44H176ZM228 43H229V44H228ZM231 43H232V45H231ZM235 43H236V44H235ZM240 43H241V44H240ZM244 43H245V44H244ZM249 43H250V45H249ZM252 43H253L254 45H252ZM3 44H4V45H3ZM43 44L45 45L46 50L44 49V45H43ZM49 44H50V45H49ZM118 44L114 45V47H115L114 50H117V48L120 46V45H118ZM186 44H187V45H186ZM188 44H189V45H188ZM221 44H222V45H221ZM233 44H235V45H233ZM237 44H238V45L240 44V45L238 46V48H237V47L234 48V46H236ZM5 45H6V46H5ZM101 45H102V44H101ZM128 45L125 44L124 46H128ZM182 45H183V46H182ZM193 45H194V46H193ZM223 45H224V46H223ZM244 45H246V46L248 45V46L246 47V46H244ZM42 46H43V47H42ZM88 46H89V45H88ZM191 46H192V47H191ZM199 46H200V48H199ZM202 46H203V47H202ZM207 46H208V45H207ZM207 46H206V47H207ZM226 46H227V48H225V50H224V48L221 49V47H226ZM228 46H229V47H228ZM251 46H252V48H253L255 51L251 48ZM257 46H258V47H257ZM5 47H6V48H5ZM39 47H40V48H39ZM47 47H48V48H47ZM50 47H51V48H50ZM94 47H95V48H94ZM131 47H132V48H131ZM135 47H136V48H135ZM139 47H140L142 50H141ZM186 47H187V48H186ZM194 47H195V48H194ZM201 47H202V48H201ZM230 47H231L232 49H231ZM34 48H33V51L35 50ZM42 48H43V49H42ZM97 48H98V47H97ZM97 48H96V49H97ZM172 48H173V49H172ZM184 48H185V49H184ZM189 48H190V49H189ZM208 48H209V47H207V49H208ZM218 48L221 49V54H219L220 49H219V51H218ZM228 48H229V50H228ZM233 48H234V49H233ZM243 48H246V49H245L246 52H248L247 50H249V51L251 50V51H252V53H251V51H250V53H246V54H247V56H248L249 54H250L249 56L252 55V56H251L252 58H251V57L249 58V56H248V58H249V59H253V62H254L255 57H256L257 60L259 59L258 61L255 59V60H256V61H255L256 63H253V62H252L254 65H252V66L249 65V66H248V64H250V63H247V61H248L247 59H248V58L246 59V55H243V54H245V52H244L245 50H244ZM248 48H251V49H248ZM255 48H256L257 50H256ZM99 49H100V46H99ZM135 49H136V50H135ZM191 49H192V50H191ZM197 49H198V50H197ZM200 49H201L202 51H201ZM203 49H204V50H203ZM235 49H237V51H236ZM239 49H240V50H239ZM258 49H259V51H258ZM6 50H5V51H6ZM44 50H45V53H44ZM49 50L47 51V52H48V53H47L48 55H50V54H49V53H50ZM93 50H92V52H93V54L95 55V53H94ZM156 50H157V51H156ZM172 50H173V51H172ZM187 50H188V51H187ZM189 50H190V51H189ZM222 50L225 51V52H223ZM227 50H228V51H227ZM232 50H234V51H232ZM243 50H244V51H243ZM42 51H43V52H42ZM95 51H96V50H95ZM140 51H141V52H140ZM176 51H177V52H176ZM178 51H179V52H178ZM183 51H184V52H183ZM231 51H232V52H231ZM0 52H2V51H0ZM96 52H99V51H96ZM128 52H127V53H128ZM142 52H143V53H142ZM175 52H176L177 54H176ZM190 52H191V54H190ZM192 52H193V54H192ZM230 52H231L232 54L235 52L234 54H236V56H237V57L239 56L240 58H242V57L245 56V58H242V59H246V60H243V61L246 62L245 64H247V65H245V66L242 65L243 68H240V70L242 69V70H241V71H242V75L244 74V76H246L245 78H247V79L250 80V81L247 80L248 82H250V83H252V84H253V83L255 84V85H254V84H253V85L251 84V85H249V86H248V85H245V87L247 86V89H246L245 87H243V86H242V89H243V90L240 89V91H244V93L248 94V95L245 94L246 96L244 97L246 103L251 102L250 98H252V97H249V100H250L249 102H247V101H248V98H246V97H248V96H250V95L252 94L251 96H253V101H252L251 103L254 102V103H253V106H255V109H256V106H257V105H260V106H257V107H258V110L256 109L257 111H255L254 108L252 107V112H253V113H254V111H255V112H258V115H259V116H258L256 113H255V115H257L256 117H255L254 114H253V117H254V118H253V117L250 118L251 116L248 115L249 113L247 114L248 116L245 115V117H247L246 120L248 119V117H249V119H251V120L253 119L252 121L249 120V121H250L249 123H248V120H247V123L244 122V121H245V119H244L245 117L243 116V114H246V108H247V107L251 109V106L249 107V105H252V104L249 103V105L247 104V105H248L247 107L245 106L246 108L244 107L245 109L243 108L244 103H242V101L244 102V99L242 100L241 97L244 96V93H243V96H241L242 94L239 95V97H240V102H241V104L243 105V106H242V105L240 104L242 107H241L240 105H239V106H240L242 109L245 110V112H244L243 114L241 113L242 115L240 116V117H241V118H240L238 115H239V113H240L241 111L243 112V110H242V109L239 110V109H240L239 106H238V108H236V107H237L236 104H238V102H236L235 104L233 103V101H234V100L236 101L237 99H234L232 102H230L229 99H226V98H227L226 96L229 95V94H230V93H229V94H227L226 96L224 95V96L226 97V98L223 97V98H225V99H224L225 101H224L223 98L220 97V93L217 91L218 89L216 88V87H220V86H222L223 89H225V88H224V85H225V87H226V91L229 90L228 88H230L231 90H234V89H235L234 91H231V90H230L231 92H234V93H235V91H236L235 86L232 85V84H234V82H233V80H232V79H233V78H232V74H230V72H228V71H230V69H228V67H223V66H224V63H223L222 60H221V61L219 60L220 57H218V59H217V56H218V55H221V56H222V53H224V54H225V53L228 54V53H230ZM238 52H239V53H238ZM240 52H241V53H240ZM242 52H244V53H242ZM254 52L256 53V54H255V57L253 56ZM3 53H5V52L3 51ZM43 53H44V54H43ZM171 53H172V54H171ZM231 53H230V54H231ZM258 53H259V54H258ZM261 53H262V55H261ZM90 54H91V53H90ZM174 54H175V56H173ZM208 54H209V53H208ZM237 54H239V55H237ZM240 54H241V55H240ZM257 54H258V55H257ZM33 55H34V54H33ZM44 55L47 56V57H45L46 59L44 58ZM132 55H134V56H132ZM144 55H145V56H144ZM158 55H159V56H158ZM179 55H180V56H179ZM193 55H194V56H193ZM256 55H257L258 57H257ZM42 56H43V57H42ZM91 56H92V54H91ZM91 56H90V59H91V60H93V59H97V58H93V56H92V57H91ZM167 56H168V57H167ZM172 56H173V57H172ZM176 56H177V57H176ZM208 56H209V55H208ZM241 56H242V57H241ZM39 57H40V58H39ZM48 57H49V58H48ZM175 57H176V58H175ZM253 57H254V58H253ZM259 57H260V58H259ZM261 57H262V58H261ZM47 58H48V59H47ZM174 58H175V59H174ZM191 58H192V59H191ZM197 58H198V59H197ZM207 58H208V57H207ZM37 59H38V60H37ZM44 59H45L47 62H45ZM136 59H137V61H136ZM145 59H147V61H146ZM213 59H214V60H213ZM216 59H217V60H216ZM142 60H143V61H142ZM166 60H167L168 62H167ZM173 60H174V61H173ZM185 60H186V61H185ZM215 60H216L217 62H215ZM38 61H39V62H38ZM42 61H44V62H42ZM89 61H90V60H89ZM93 61H94V60H93ZM93 61H92V63L95 65V63L97 62V60L94 61L95 63H94ZM134 61H135V62H134ZM148 61H149V62H148ZM178 61H179V62H178ZM251 61H252V60H251ZM261 61H259L260 63H258V64H259V65H264V63H262V62H264V61H262V62H261ZM159 62H160V63H159ZM182 62H183V64H182ZM194 62H195V63H194ZM208 62L211 64V66L209 65ZM219 62H220V63H219ZM249 62H250V60H249ZM90 63H91V62H90ZM134 63H135L136 65H135ZM142 63H143V64H142ZM180 63H181V64H180ZM194 64H195L196 66H195ZM199 64H200V63H199ZM46 65H43V66H45V68H44L43 66H41V67H43V70L45 69V71L48 70V69L46 68ZM91 65H92V64H91ZM94 65H92V66H94ZM119 65H120V64H119ZM119 65H118V67H119ZM139 65H140V66H139ZM149 65H150V66H149ZM171 65H172V66H171ZM174 65H177V67H178L180 70L178 69V71H177V70H176L177 68L175 69V68H174V67H175ZM193 65H194V66H193ZM141 66H143V67H141ZM146 66H147V67H146ZM255 66H256V68H257V72H261V74L259 73L260 75L256 77V79L258 78L257 81H256L255 78H253V79H255V81H256L257 83H261L262 80H264V69H262V71H259V70H261V68H264V67H259V66H257V65H255ZM118 67L116 68L117 70H116L115 72H118V73L120 74V72H121L126 66H124V68H123V65H122V66H120V67H121L120 69H118ZM220 67H221V68H220ZM251 67H252V68H251ZM258 67H259L260 69H258ZM122 68H123V69H122ZM134 68H136V69H134ZM143 68H144V69H143ZM206 68H208V70H207ZM219 68H220V69H219ZM222 68H223L224 70H223ZM229 68H230V67H229ZM46 69H47V70H46ZM127 69H125V70L127 71ZM138 69H139V70H138ZM225 69H226V70L228 69L226 72L228 73V75L230 74V75H229L230 77L226 75L227 73L225 72ZM233 69L236 70L235 68H233ZM233 69H232V67H231L232 72H233ZM250 69H249V70H250ZM118 70H120V71H118ZM133 70L136 71V72L133 73ZM170 70H171L172 72H171ZM41 71H42V70H41ZM45 71H44V72H45ZM126 71H125V73H126ZM131 71H132V72H131ZM137 71H138V73H137ZM139 71H140V72H139ZM157 71H158V72H157ZM168 71H169V72H168ZM210 71H211V72H210ZM44 72L42 71V73H44ZM186 72H185V73H186ZM191 72H194V74L191 73ZM208 72H209V73H208ZM220 72H221V73H220ZM235 72H236V71H235ZM243 72H244V73H243ZM257 72H255V73H257ZM46 73H47V72H46ZM46 73H45L44 75H46ZM121 73H123V71H122ZM125 73H124V74H125ZM131 73H133V74H131ZM163 73H164V74H163ZM173 73H175V74L173 75ZM188 73H189V74H188ZM225 73H226V74H225ZM119 74H118V75H119ZM155 74H156V75H155ZM171 74H172V75H171ZM195 74H196L198 77H197ZM207 74H208V75L210 74V75L208 76ZM216 74L218 75V77H217ZM220 74H221V75H220ZM233 74H234V73H233ZM257 74H258V73H257ZM257 74H256V75H257ZM116 75H117V73H116ZM118 75H117V76H118ZM122 75H123V74H122ZM122 75H121V76H122ZM132 75H133V76H132ZM135 75H136L137 77H135ZM141 75L139 74V78H140ZM158 75H159V77H160L159 80L162 79L161 81H163V82H162V83H161V82L159 83V84H160V87L158 86L159 84L157 85L158 87L155 86V88H156V89H155V88H154V84H151V83H153V81H154L153 78L156 79ZM163 75H164V76H163ZM204 75H207V79L210 77V85H209V84L205 85V84H203L204 82L201 81V80H202V79H201L202 77H200V76L205 77ZM247 75H248V76H247ZM254 75H255V74H254ZM8 76H9V75H8ZM8 76H5V78H7ZM10 76H11V75H10ZM117 76H116V77H117ZM123 76H124V75H123ZM154 76H155L156 78H155ZM174 76H175L176 79L174 78ZM195 76H196V77H195ZM214 76H215V77H214ZM219 76L221 77V79H220ZM249 76H250V77H249ZM260 76H261V77H260ZM118 77H119V76H118ZM134 77H135V78H134ZM144 77H145V78H144ZM163 77H164V78H163ZM172 77H173V78H172ZM186 77H187V78H186ZM222 77H223V78H222ZM254 77H255V76H254ZM8 78H9V79H8ZM8 78L5 79V80H1V82H0V84L3 83V82H4L3 84H5V85L2 84V85H3L2 87H1V85H0V87H1V88H0V92L3 91V93H4V92L6 91V94H7V95H8L7 91L9 90V88H10L11 86H16V87L18 88V86H19V85H18V84H19L18 82H19L20 80H22V79H20V78L17 77V78L19 79V81L17 82L18 84L16 83V85H15V82L17 81V79H16V75H14V77L11 76V78H10V77H8ZM14 78H15V80H14ZM139 78H138V79H139ZM170 78H171L172 80H171ZM191 78H193V79H191ZM198 78H199V80H198ZM228 78H229V79L232 78V79H231V80H228ZM261 78H262V80H261ZM102 79H103V78H102ZM104 79H105V81H102L100 78L97 80V77H95V80H96V81H93V82L91 83V85L88 86V89H86V92H85V90H83V92L78 91L77 93L74 94V92L72 91L73 95H74L76 98L73 99V100H74V101H73V100L69 97V98L73 101V103H74V105H73V103H71V105L67 106L68 108H69L70 106H73V107H71V110H70V111H72L73 109H76V108H75L76 106H77V109H78V110L81 109L80 107H82V108L85 110V109H86V106L83 107L84 105H88V103H90V106H91V104L93 105V103H94L95 100L98 101V99H99V101H101L102 99H101L100 97H104V96L107 97L108 99H103V100L101 101L102 103H104V102H108V103H109V101H107V100H109V97H108V96H112V95H113V98L110 97V99L112 98L111 101H114V102H115V99H116V101H118V96H119V95L117 96V94H119V93H117L115 90H112L113 88L115 89L114 86H117V85L115 84L114 81H111V79H109V78H108V79L110 80V83H107V81H109L107 78H104ZM169 79H170V80H169ZM174 79H175V80H174ZM211 79H212V80H211ZM10 80H13L14 82H13V81H10ZM106 80H107V81H106ZM140 80H139V81H140ZM164 80H165V81H164ZM167 80H168V81H167ZM173 80H174V81H173ZM193 80H194V81H193ZM195 80H197V81H195ZM208 80H209V79H208ZM213 80H214L215 83L213 82ZM215 80H218V81H215ZM2 81H3V82H2ZM54 81H56V79L52 80V84H49V86H51V87H53V88H51V87L48 86V88L43 89V90H45L46 92H47V91L49 92V93L47 92L46 94H44L45 92H40L42 89H39L40 91L38 90V92H40V94L37 93V92H34L35 89H33V88H36V87L34 86V84L31 83L30 81H29L30 83H29L28 81L25 82L24 80H23V81H20L21 84H22V85H21L22 90H21L20 86H19L18 89H20L21 91H19L18 89H17V90H18V92H23L22 95L25 96L23 100L26 99L25 101H29V100H30L29 98L32 99V100H31L32 103H30V105H32V107H34L33 105H36V107H38V108H40V107L44 108V107H45L44 105H48V104H49L50 109L52 108L51 110H54L55 108L58 107V103H59V106H62V108H63V106H64V107L66 106V103H67V102L71 101V100H68V101H66V103L64 102V101L66 100V98H65V100H64V98H63V94H64V93L62 94V91H61V90H63V92L65 91V88H64V87H66V86H65V84H63V82H65V81L63 80V82L60 83L61 85L58 84V81H57V83L55 84ZM61 81H62V80H61ZM132 81H130V82H132ZM151 81H152V82H151ZM171 81H173V82H171ZM175 81H176V82H175ZM198 81H199V83H197ZM211 81H212V82H211ZM225 81H226V82H225ZM231 81H232V83H231ZM258 81H259V82H258ZM260 81H261V82H260ZM11 82H12V83H11ZM27 82H28V83H27ZM59 82H60V81H59ZM94 82H95V83H94ZM113 82H114L115 85L113 84ZM147 82H148V83H147ZM248 82H247V83H248ZM10 83H11V86H10ZM13 83H14V85H13ZM50 83H51V82H50ZM53 83H54L55 85H53ZM99 83H100V84H99ZM111 83H112V84H111ZM132 83H133V82H132ZM144 83H145V84H144ZM195 83H196V84H195ZM211 83H213V84H211ZM221 83H222V84H221ZM225 83H227V84H225ZM250 83H249V84H250ZM28 84H29V85H28ZM31 84H33L34 87H31V86H32ZM57 84H58L59 86L64 85V86H63V89H61V87L58 88L59 86H57ZM161 84H162V86H161ZM173 84H174V85H173ZM198 84H199V85H198ZM201 84H202V85H201ZM262 84H264V83H262ZM52 85H53V86H52ZM113 85H114V86H113ZM142 85H141V87H142ZM150 85H151V86H150ZM172 85L175 86V88L173 87V88H174L173 90H172V88H171ZM200 85H201V86H200ZM204 85H205V86H204ZM213 85H214V86H213ZM111 86H113V87H111ZM146 86H147V87H146ZM148 86H149V87H148ZM177 86H178V87H177ZM194 86H195V88H194ZM202 86H203L204 88H203ZM251 86H252V87H251ZM5 87H6V88H5ZM16 87H14L13 90H14ZM89 87H91V88L93 87V88L90 89ZM105 87H106V88H105ZM161 87H162V88H161ZM209 87H211V88H209ZM248 87H250L249 90H248ZM4 88H5V89H4ZM7 88H8V89H7ZM50 88H51V91H50ZM100 88H101V89H100ZM117 88H118V87H116V89H117ZM150 88H151V89H150ZM262 88H264V87H262ZM6 89H7V90H6ZM52 89H53V90H52ZM89 89H90V90H89ZM103 89H104V90H103ZM140 89H141V90H140ZM146 89H147V91H145ZM157 89H158V90H157ZM208 89H212V90H215V91L218 92V93H216V92L214 93V92H213V95H215V94L218 95V97H217V99H216L218 102H215L216 104L213 103V100H214L215 98H214V96L212 95L213 99H211L212 97H210L211 94L209 93ZM216 89H217V90H216ZM244 89H245V90H244ZM254 89L252 88V90H254ZM67 90H68V89H67ZM67 90H66V91H67ZM138 90H139V91H138ZM156 90H157V93H155ZM164 90H165L166 92H165ZM184 90H185V91H184ZM205 90H206V91H205ZM212 90H211V91H212ZM246 90H248V91H246ZM255 90H254V91H255ZM10 91H11V95H10V96H7V97H9V100H10V98L12 99V97L14 96V92L12 91V87H11V90H10ZM36 91H37V90H36ZM70 91H71V90H70ZM170 91H172V92H170ZM179 91H180L181 93L184 92L185 95L181 94ZM204 91H205V92H204ZM75 92H76V91H75ZM94 92H95V93H94ZM110 92H111V93H110ZM114 92H115V94H113ZM153 92H154V94H153ZM158 92H159V93H158ZM169 92H170V93H169ZM248 92H249V93H248ZM252 92H253V91H252ZM1 93H2V92H1ZM9 93H10V92H9ZM12 93H13V96H12ZM42 93H43V94H42ZM59 93H60L61 95H60ZM68 93H69V90L67 91V94H68ZM97 93H99V94H97ZM102 93H104V94H102ZM109 93H110V94H109ZM178 93L180 94V96H178V97L176 98V101H175L176 103H175V102H173V101H174V96H175L176 94H178ZM199 93H200L201 95H200ZM202 93H203V94H202ZM205 93H206V94H205ZM239 93H240V92H239ZM58 94L60 95V97L62 96V97H61V98L63 99V100H61L62 102L60 101L61 98L59 97ZM67 94H66V95H67ZM76 94H77V95H76ZM79 94H80V95H79ZM101 94H102V96H101ZM161 94H162V95H161ZM179 94H178V95H179ZM194 94H195V95H194ZM204 94H205V95H204ZM222 94H223V93H221V96H223ZM249 94H250V95H249ZM261 94H262V95H261ZM0 95H1V94H0ZM66 95L64 94L65 97H66ZM73 95H71V92H70V96H73ZM89 95H90V96H89ZM95 95H96V97H95ZM137 95H138V93H137ZM137 95H136V96H137ZM151 95H152V96H151ZM168 95H169V96H168ZM202 95H203V96H202ZM231 95H232V94H230V96H231ZM255 95H256V97L259 95V96L257 97L258 100L256 99ZM23 96H21V97H23ZM67 96H69V94H68ZM176 96H177V95H176ZM204 96H206V97H204ZM230 96H229L228 98H230ZM93 97H95V100H94ZM97 97H98V99H96ZM159 97H158V99H159ZM181 97H182V100H181ZM215 97H216V96H215ZM232 97L234 98L235 96L232 95L231 98H232ZM237 97H238V94H237ZM239 97H238V100H239ZM254 97H255V99L257 100V102H259V103L255 102L256 100H254ZM67 98H68V97H67ZM167 98H168V99H167ZM171 98H172V99H171ZM178 98H180V99H178ZM231 98H230V99H231ZM235 98H236V97H235ZM27 99H28V100H27ZM33 99H34V101H33ZM58 99H59V100H58ZM138 99H139V100H138ZM141 99H142V100H141ZM164 99H166V101H164ZM170 99H171V102H172V103H170ZM92 100H94V101H92ZM105 100H106V101H105ZM216 100H215V101H216ZM227 100L229 101V103H228ZM238 100H237V101H238ZM58 101H59V102H58ZM77 101H78V104H76ZM91 101H92L93 103H91ZM103 101H104V102H103ZM139 101H140V102H139ZM141 101H142V103H141ZM156 101H157V103H159L160 99H159V100L156 99ZM177 101H180V102H179L178 105L175 106V104L178 103ZM235 101H234V102H235ZM4 102L6 103V105L8 104V102H6V101H4ZM34 102H35V103H34ZM36 102H37L38 104H36ZM60 102H61V103H60ZM79 102H80L82 105H81ZM95 102H96V101H95ZM160 102H161V101H160ZM198 102H199V103H198ZM223 102H224V103H223ZM225 102H227V104H226ZM240 102H239V103H240ZM5 103H2V104H5ZM39 103H40L41 105H40ZM64 103H65V104H64ZM69 103H70V102H69ZM69 103H68V104H69ZM85 103H86V104H85ZM133 103H134V102H133ZM154 103H156V102H153V104H154ZM157 103H156V104H157ZM180 103H181V104H180ZM255 103H256L257 105H255ZM2 104H1V105H2ZM9 104H10V102H9ZM60 104H61V105H60ZM114 104H115V103H114ZM184 104H186V106H185ZM203 104H204V105H203ZM214 104H215V106H214ZM220 104H221V106H220ZM230 104H234V105H235V108L232 107V106H230ZM6 105L1 106V107L4 108ZM38 105H39V106H38ZM56 105H57V106H56ZM79 105H80V107H79ZM132 105H133V106H132ZM179 105H180V106H179ZM202 105H203V107H202ZM216 105H217V106H216ZM223 105H224V106H223ZM234 105H233V106H234ZM43 106H44V107H43ZM52 106H53V107L55 106V108H53ZM74 106H75V107H74ZM108 106H109V105H108ZM108 106H107V104H106V107H107V108H108ZM157 106H158V104H157ZM168 106H169V107H168ZM178 106L180 107V111H179V107H178ZM7 107H8V110H10V108H9L10 105H9V106L7 105ZM7 107H6V109H7ZM36 107H34V108H32V109H33V110L35 109L36 111H38V109H37ZM46 107H47V106H46ZM67 107H66V108H67ZM106 107H104V108L107 110ZM112 107H113V106H111V107H109V108L111 109ZM154 107H155V106H154ZM161 107H162L163 109H162ZM189 107H190V106H189ZM66 108H65V109H66ZM68 108H67V109H68ZM109 108H108V110H107L108 112L104 109V110L108 113V115H109V110H110ZM132 108H131V109H132ZM165 108H166V109H165ZM181 108H184V109L182 110ZM232 108H233V109H232ZM6 109L4 108L5 111H6ZM32 109H30V110H32ZM44 109H45V108H44ZM48 109H49V107H48ZM77 109H76V110H77ZM83 109H82V110H83ZM94 109H95V108H94ZM170 109H171V110H170ZM217 109H218V110H217ZM225 109H226V110H225ZM234 109L237 110V111H235ZM250 109H248V110H250ZM2 110H3V109H2ZM24 110H25V108L23 109V111H24ZM35 110H34V111H35ZM45 110H46V109H45ZM76 110H74V111H76ZM78 110H77V113L80 112V111H78ZM82 110H81V111H82ZM89 110H90V108L88 109V111H89ZM92 110H93V109H91V111H92ZM97 110H98V109H97ZM97 110L95 109L96 113H97ZM132 110H133V109H132ZM161 110H162V111H161ZM185 110H186V109H185ZM187 110H188V108H187ZM187 110H186V111H187ZM216 110H217V111H216ZM219 110L221 111V112H220L221 114L218 112ZM224 110H225V111H224ZM253 110H254V111H253ZM23 111L21 110V112H23ZM25 111H26V110H25ZM25 111H24V112H25ZM34 111H33V112H34ZM70 111H69V114L71 113V114H70L71 116H70V115H68L67 117L65 116V119H64L65 121L63 120L64 117L59 118L60 120L57 118V120H56L57 123L60 124V123H61V120H63L65 123H66V122H68V123H75L74 121L76 120V122H77L78 124H81L82 122L85 123V121H87V119H88V120H89V119L91 120L93 117H96V115L93 116V115H94V112H95L94 110H93V115L90 114V112L88 113L91 117H90L89 115H88V116L86 115L87 117L83 115L84 117H82L81 115H82V114H85V113H83V112H81L82 114H81V113L76 114V115H77V116H76V115L74 114V113H75L74 111H73L74 113H72V112H70ZM174 111H173V112H174ZM181 111H182V113H181ZM186 111H185V112H186ZM227 111H229V113H228ZM238 111H240V112H239V113H236V112H238ZM21 112H20V115H21V116L18 115V117H19V118H20V117H21V118H24V117H25V116H23L24 112H23V114H21ZM27 112H28V110H27ZM27 112H25V114H27ZM101 112H102V110H101ZM173 112H172V113H173ZM178 112H179V113H178ZM247 112H249V111H247ZM250 112H251V110H250ZM29 113H30V111H29ZM31 113H32V111H31ZM98 113H100V111H99ZM98 113H97L98 116H99V115L102 116V113H104V112H102L101 114H98ZM107 113H106V116H105V117H110L111 114H110V116H107ZM129 113H130V112H129ZM131 113H132V112H131ZM159 113H160V114H159ZM167 113H168L169 115H168ZM204 113H205V115H204ZM232 113H233V115H235V116H232V115H231ZM235 113H236V114H235ZM259 113H260V114H259ZM25 114H24V115H25ZM73 114L75 115V117H73V116H74ZM216 114H217V115H216ZM222 114H225L224 116H225L226 118H229L228 116H226V115H229V114H230V116H231L232 118H234V117L237 118V117H238V118H239V119H238L239 122H240L241 120H244V121L242 122V125L238 123V126L241 125L242 128H243V127L245 126V125L243 126V124L246 123V126H247V129H248V130L246 129V130L242 131V133H241V131H239V133H240V137L237 136V137L241 138V136L244 135L243 132H244V133H247V135H244L245 137H242L243 140H241V139L238 140L239 138L237 139V137L235 138L236 133H238L237 130H241V129H242L241 126L238 128L236 125H231V124H233V123H231V124H230L231 126H229L228 122H230V121H228V122L226 123V121L224 120L225 123L223 122L224 125L227 124L225 130L228 131V132H226L225 130H223V131L221 132V129L224 128V126H223L222 122H220V120L216 121L215 118H220L221 120L224 119V118H222V117H224V116H222ZM72 115H73V116H72ZM103 115H105V114H103ZM154 115H155V114H154ZM173 115H174V113H173ZM214 115H215V116H214ZM218 115H220V116H218ZM236 115H237V116H236ZM250 115H252V113H250ZM22 116H23V117H22ZM69 116H70V117H69ZM80 116H81V117H80ZM92 116H93V117H92ZM130 116H131V117H130ZM160 116H161V117H160ZM171 116H172V115H171ZM171 116H170V117H171ZM174 116H175V115H174ZM174 116H173V117H174ZM176 116H178V115H176ZM217 116H218V117H217ZM221 116H222V117H221ZM260 116H261V118H260ZM127 117H128L127 119H129V117L132 118V119L134 118V116H132V114H131V115L129 114V116H127ZM148 117H149V115H147V119H148ZM150 117H154V116H150ZM150 117H149V118H150ZM157 117H158V116H157ZM231 117H230V118H231ZM243 117H244V118H243ZM72 118H74V119H72ZM76 118H77V119H76ZM81 118H85V119L82 120ZM97 118H99V117H97ZM100 118H102V117H100ZM162 118H164V120H162ZM187 118H189V117H187ZM226 118H225V119H226ZM236 118H234V119H236ZM255 118H257V119H256L257 121L255 120ZM102 119H104V118H102ZM154 119H153V121H154ZM160 119H161V121H163V122H161ZM189 119H190V118H189ZM189 119H188V120H189ZM191 119H192V118H191ZM20 120H21V119H20ZM70 120H71V121H70ZM80 120H81L82 122H81ZM129 120H131V119H129ZM133 120H135V119H133ZM186 120H187V119H186ZM226 120H227V119H226ZM254 120H255V122H254ZM22 121H23V119H22ZM63 121H62V122H63ZM142 121H143V119H141L140 121H139V119H138V120H137V123H136L135 121H134V122L130 121L131 127H128V126H130V125H128V126L125 128V126H126L125 124H123V125H124L123 128H125V129H123V128L121 127V128L123 129V130H121V131H122V132L124 131L123 133H122V132H121V133H120V132L117 133V131L114 132V133H116V134H115V135H116V138H117V137H118V138H121V139H119V142H120V141H121V142H124V141H125L124 139H126V140H127V143H128L129 140L132 139L131 136H134V138H135V136H138V135H139V133H138L137 135L135 134L137 131H140V130H141V131L144 132V133H145V132H148V130L150 129L149 126H148V123H147V130H146V131H143V129L145 130V128H146V122L144 123L145 120H144L143 122H142ZM128 122H129V121H128ZM217 122L221 123L222 125H221V126H220V125L216 126L217 124H219V123H217ZM252 122L255 123V124L252 125ZM256 122H257V125H258L257 128H256V126H255V125H256ZM133 123H136V126H135V124H133ZM202 123H203V124H202ZM208 123H209V124H208ZM215 123H217V124H215ZM250 123H251V124H250ZM61 124H62V123H61ZM61 124H60V125H61ZM127 124H128V123H127ZM234 124H235V123H234ZM236 124H237V123H236ZM259 124H260V125H259ZM165 125H167V124H165ZM165 125H164V129L167 130V129H166L167 126H165ZM194 125H195V124H194ZM194 125H193V126H194ZM262 125H264V124H262ZM132 126H133V128H132ZM195 126H196V125H195ZM228 126L230 127L229 130H228V128H227ZM134 127H135V128H134ZM217 127H219V128H217ZM220 127H222V128L220 129ZM236 127H237V128H236ZM131 128H132V129H131ZM188 128H187V129H188ZM245 128H246V127H245ZM255 128H256V129H255ZM164 129H163V131L165 132ZM193 129H194V132H193ZM216 129H217V130H216ZM231 129H232V130H231ZM235 129H237V130L235 131ZM251 129H252V130H251ZM254 129H255V130H254ZM130 130H131V131H130ZM136 130H137V131H136ZM191 130H192V132H191ZM199 130H201L202 132H201V131L199 132ZM203 130H204V131H203ZM219 130H220V131H219ZM242 130H243V129H242ZM119 131H120V129H119ZM141 131H140V133H141ZM163 131H162V132H163ZM175 131H178V130H175ZM196 131L199 132V133H198L199 135L202 133V134H201L202 136H201V135H200V136H198V135H197V136H194ZM224 131H225V132H224ZM246 131H247V132H246ZM248 131H249V132H248ZM132 132H133L134 134H133ZM150 132H151V129H150ZM162 132H161V133H162ZM164 132H163V133H164ZM234 132H235V133H234ZM148 133H149V132H148ZM163 133H162V134H163ZM181 133H182V131H180V133H179V132L176 133V134H178V135H177L178 137H176V139H177V138H178V140L181 139V136H179V134L181 135ZM193 133H194V134H193ZM196 133H197V132H196ZM117 134H118V135L120 134V135L117 136ZM127 134H128V135H127ZM130 134H131V135H130ZM141 134H142V133H141ZM176 134H175V136H176ZM185 134H186V133H185ZM221 134H222V136H225V137H227L226 135H228V138H225V139L223 140V139L221 138V137H222ZM224 134H226V135H224ZM242 134H243V135H242ZM219 135H220V136H219ZM230 135H231V136H230ZM234 135H235V136H234ZM129 136H130V137H129ZM175 136L173 137V138H174V142H175V140H176V139H175ZM203 136H204V137H203ZM229 136H230V137H229ZM246 136H247V137H246ZM183 137H184V135L182 134V139H181V141L184 140ZM192 137H193V139L191 140ZM200 137H201V138H200ZM217 137H220L222 140L218 139ZM134 138H133V139H134ZM160 138H161V137H160ZM179 138H180V139H179ZM230 138H231V139H230ZM128 139H129V140H128ZM133 139H132L131 141H133ZM199 139H200V141H199ZM228 139H230V141H228V145H229V146H226V144L224 143V145H225L224 147H226V148L228 147L227 149H230V150H227V149L224 150V149H225L224 147H223L224 149L221 148V147L223 146L222 143H223V141H226V140H228ZM235 139H237L238 141L235 140ZM244 139H245V140H244ZM122 140H123V141H122ZM178 140H176V142L174 143V145H176V143H179V142H180V141L177 142ZM185 140H186V138H185ZM185 140H184V141H185ZM117 141H118V139H117ZM131 141H130V142H131ZM160 141H162V140H160ZM163 141L166 142V140H164V139H163ZM163 141H162V142H163ZM172 141H173V139H172ZM221 141H222V143H221ZM121 142H120V143H121ZM125 142H126V141H125ZM130 142H129V143H130ZM133 142H135V140H134ZM133 142H132V143H133ZM138 142H139V141H137V143H134L133 146L135 145V146L137 147V145H139V147H140V145H143V143L141 144L142 141L140 142V144H138ZM162 142H161V143H162ZM167 142H168V141H167ZM182 142H183V141H182ZM182 142H181V143H182ZM197 142H199V144H198ZM132 143H130V144H132ZM145 143H146V142H145ZM170 143H171V142H170ZM181 143H180V145L178 144V146H181V147H182L183 145H182ZM226 143H227V142H226ZM240 143H241V144H240ZM245 143H246V145H245ZM164 144H165V143H164ZM164 144L162 143V146H163ZM221 144H222V146H221ZM239 144H240V145H239ZM170 145H171V146H169V144L167 145V146L169 147L168 149H170V147L172 148V144H170ZM193 145H194V146H193ZM219 145H220V146H219ZM135 146H134V147H135ZM143 146L146 147L147 150H145L146 148H143L142 146H141L142 148H140V149H139V147H138V148L135 147V150L137 149V151L134 150L135 153H134V152H131V154H132V156L134 157V159H133V157H132V159L129 158V157H131V156H130L131 154H130L129 156L125 157V159L130 160V162L132 161V163L138 162V164L136 163V164H137L136 166H138V165H139V161H138L139 158L141 157V158H140V161H141L142 156H143V159L146 157V156L144 157L145 152H147V151L149 152V151H150V150L148 149V145L146 146V144H144ZM176 146H177V145H176ZM195 146L199 147V149L196 148ZM243 146H245V147L243 148ZM134 147H133V148H134ZM164 147H165V146H164ZM164 147H163V148H164ZM201 147H202V148H201ZM229 147H230V148H229ZM231 147H232V148H231ZM166 148H167V147H166ZM220 148H221V149H220ZM233 148H234V149H233ZM249 148H248V150L252 153L253 150L251 151V149H249ZM12 149H14V148H12ZM16 149H17V148H15L14 150L16 151ZM113 149H115V147L113 148L112 146H110V152H111V150L113 151ZM9 150H10V149H9ZM9 150H8V151H9ZM191 150H192V151H191ZM219 150H221V151L223 152V153H222V152H221V153H222V155H224V156L221 157V158H222V159H220L221 161L219 160V158H220L219 156H220V155L218 156V157H219L218 159H217V157H216V160H218V162L220 161L219 164H217V166L219 167V169H218V167L215 168L216 165H215V167H214L215 169H213V166H214L213 164H214V163L216 164L217 161L214 160L215 158H211L210 155H211L212 151L215 152V151H219ZM223 150H224L225 152H224ZM236 150H237V151H236ZM12 151H13V150H12ZM15 151L12 152V153H13L12 156H14V152H15ZM17 151H18V150H17ZM114 151H115V150H114ZM166 151H167V149L163 152V153H165V154H163V155L161 154V155H162V161H161V162H165L164 159L168 156L167 153H168L169 150H168L167 152H166ZM210 151H211V152H210ZM227 151H228V152H227ZM229 151H230V153H229ZM245 151H246V152H245ZM0 152H1V154L4 153V152H2V151H0ZM9 152H10V151H9ZM115 152H118V151L116 150ZM115 152H114V153H115ZM177 152H178V151H177ZM179 152H178V153H179ZM12 153H10V160L14 158V157L11 156ZM161 153H162V152H161ZM169 153H170V152H169ZM215 153H216V152H215ZM215 153H212V154H214V155H212L213 157L217 155V153H216V154H215ZM219 153H220V152H219ZM226 153H227V155H226ZM5 154H6V153H5ZM7 154H8V153H7ZM110 154L112 155V152H111ZM133 154H134V155L136 154V155L134 156ZM170 154H171V153H170ZM209 154H210V155H209ZM238 154H237V155H238ZM241 154H242V152H240V155H241ZM2 155H4V154H2ZM2 155H0V156H2ZM113 155H114V154H113ZM141 155H142V156H141ZM146 155L148 156V153H146ZM166 155H167V156H166ZM179 155H178V156H179ZM222 155H221V156H222ZM137 156H140V157L138 158V160L136 159ZM181 156H180L179 160H181ZM208 156H209V157H208ZM238 156H239V155H238ZM4 157H5V155L2 156V157H0V160H1V161H0V165H1V167H0V171H2L3 169L5 170V168L7 167V165H6L5 168L2 167V164L5 163L4 161H7V159H4V160H3ZM8 157H9V156H7V158H8ZM100 157H101V156H100ZM169 157H170V155H169ZM203 157H204V159H203ZM207 157H208V158H207ZM225 157H226V158H225ZM236 157H237V156H236ZM5 158H6V157H5ZM159 158H161V157H159ZM209 158L213 159L215 162H214L213 164H211L212 161H211V163L205 161V162H207V163H206L207 167H206L205 165L203 166V163L205 164L204 160H205V159H206V160L208 159V161H210ZM231 158L234 159V160L232 161ZM251 158H252V157H251ZM97 159H98V158H97ZM97 159H96V160H97ZM101 159H102V157H101ZM101 159H100V160H101ZM125 159L123 158V160H121V159H119V160H120V161H123V162H124V161L126 162ZM135 159H136L137 161H136ZM143 159H142V161H143ZM146 159H147V158H145L144 161H145ZM169 159H170V158H169ZM200 159H201V160H200ZM246 159H247V158H246ZM246 159H242V162H243V161H246ZM100 160L96 161L97 164H98V167L95 165L96 163H94V165L96 166L95 169H100V168H101V170H105V171H106V170H108V169L111 167V166L109 167V165L113 164V163H112L113 161H112V162L110 161L111 163L109 162V163H110V164H109L108 161H107L105 158H104V162H101L102 160H101V161H100ZM105 160H106V161H105ZM134 160H135V161H134ZM160 160H161V159H159L158 161L160 162ZM165 160H166V159H165ZM167 160H168V158H167ZM167 160H166V161H167ZM248 160H249V159H247V161H248ZM253 160H254V159H253ZM258 160H256L257 163H260L261 161L259 162ZM117 161H118V160H117ZM168 161H169V160H168ZM168 161H167V162H168ZM227 161H228V163L225 164ZM256 161H254V162H255V165L257 164ZM106 162L108 163V166H107V167H109V168L106 167V165H107ZM118 162H119V161H118ZM123 162H122V163H123ZM128 162H129V161H127V163H128ZM130 162L127 164L129 167H130L129 164H131ZM167 162H166V163H167ZM231 162H230V163H231ZM240 162H241V161H240ZM248 162H249V161H248ZM254 162H253V163H254ZM114 163H116V162H114ZM119 163H120V162H119ZM119 163H117V166H116L115 164H113L112 167H111L112 169H110V170H114V169H115L114 165L117 167L116 169H119V170H120V171L116 170V175L118 174L119 176H117V177H118V178L120 177V178L118 179L117 177H115V179L117 178L118 181L120 182L121 179L128 178V177H126V176H127V175H126L127 172H126V174H125V172L123 173V171H125V169L123 170V169L118 168V167H120V166H118ZM122 163L119 164V165H122V166H123ZM141 163H142V162H140V167H137V168H142L141 165H143V163H142V164H141ZM208 163H209V164H208ZM251 163H252V162H251ZM5 164H6V163H5ZM99 164H102V165H99ZM105 164H106V165H105ZM125 164H126V163H125ZM158 164L160 165V163H158V162H157L156 165H155L156 170H158L157 168H159V165H158ZM164 164H165V163L161 164V166H160V169H159V170H160L161 172H162V170L164 169L163 166H166L168 163H167L166 165H164ZM223 164H224V165H223ZM232 164H234V163H232ZM131 165H133V167L131 166V167H130L131 169H129V170H130V172H132V171L134 172V173L132 172L131 176H132L133 174L135 175V174H136L135 172H138L137 175H139V173L142 172L141 170L138 171L136 168L133 169V168L135 167L134 164H131ZM144 165H145V164H144ZM144 165H143V168H144ZM162 165H163V166H162ZM208 165H210V167L214 170V172L211 171L212 169L209 168ZM257 165H259V164H257ZM260 165H261V164H260ZM103 166H105V167H103ZM122 166H121V167H122ZM145 166L149 167L148 164L145 165ZM221 166H223V167H222L223 170H221V171L224 172V174H223L222 176H220V174H222V172L219 174V172H220L219 170L221 169ZM229 166H230V164H229ZM229 166H227V169L229 168ZM253 166H254V165H253ZM262 166H264V165H261L260 168H261L262 170H264V167H262ZM9 167H10V166H9ZM125 167H126V166H125ZM147 167H145V168H147ZM161 167H162V168H161ZM241 167H242L243 169H241ZM254 167H255V166H254ZM258 167H259V166H258ZM2 168H3V169H2ZM11 168H12V167H10V173H12ZM30 168H31V167H30ZM45 168H47V167H45ZM49 168H50V167H49ZM49 168H47V169H49ZM56 168H57V167H56ZM56 168H55V167H54V168H50L49 171L46 170V169H43V167H42L43 171H41V170L39 171V168H38V169L35 168V170H34L33 168H31L30 170H31V171L33 170V171H35V172H32V173H31V171H30V173H31V176H32V178H33V176H34L33 174H35L36 172L39 171L40 174H43V175H44V179H45V181H46V179L48 180V181H46V183H47V182H50L49 185H51V183H54V185H55V184L57 183V181H58V180H57V176H59V178H60V172L56 171V170H59V169H56ZM105 168H106V169H105ZM113 168H114V169H113ZM123 168H124V166H123ZM143 168H142V170H144ZM149 168H150V167H149ZM206 168H209V170L212 172V175H213V173H215V176H218V175H219V176L217 177V179H219L218 181H217L216 177L214 178V175H213V178L211 177L212 179H215V180H213V181L216 182V184H214V182H212L214 185H211V184H210L211 187H210L209 185H206V184H205L206 186H205L204 184L201 185V183H204V182H200V183L198 182L199 179H200L198 176H203L202 173H204V172H202V171H205ZM7 169H8V167H7ZM7 169H6V170H7ZM26 169H28V167H27ZM26 169H25V171H27ZM36 169H37V171H36ZM78 169H79V168H77L76 170H78ZM127 169H128V167H127ZM127 169H126V170H127ZM147 169H148V168H147ZM166 169H168V168L166 167L165 170H166ZM182 169H183V170H182ZM216 169H217V170H216ZM252 169H253L254 171H253ZM4 170H3V171H4ZM6 170H5V171H6ZM28 170H29V169H28ZM50 170H51V171H50ZM52 170H53V171H52ZM101 170H99V171L97 170V171H98V172H97L98 174L96 173L97 176H98L97 178H99L100 176L102 177L101 179L99 178V179H100V182H98L97 184H100V185H101V183H102L103 187H105L104 185L107 184V181L105 180L106 177H104V176H107V175H106L107 173H105V175H104V174H103L104 171H101ZM122 170H123V171H122ZM129 170H128V171H129ZM134 170H136V171H134ZM145 170H146V169H145ZM159 170H158V171H159ZM165 170H164V171H165ZM191 170H192V171H191ZM206 170H208V169H206ZM250 170H252V172H250ZM3 171H2V173H3ZM54 171L57 172V173H55ZM59 171H60V170H59ZM79 171H80V170H79ZM95 171H96V170H95ZM100 171H101L102 173H100ZM117 171H118V172H117ZM121 171H122V173H121ZM158 171H156V173H157ZM180 171H181V172H180ZM193 171H194V172H193ZM246 171H247V172H246ZM255 171H257V173H256ZM259 171H260V170H259ZM8 172H9V170H8ZM75 172H76V173H75ZM75 172H73L74 174L68 176V178H69V179H67L68 181L64 180L66 183H68L67 185H66V183H64V187H67V188H66L67 191H70V190L76 191V189H75V188H76V185H74L76 182H74V180H75V181L77 180V182L80 183V181H81L80 178L82 179V177H80V176H81L80 172H79V173H78L77 171H75ZM107 172H109V171H107ZM166 172H167V171H166ZM182 172H183V173H182ZM184 172H185V173H184ZM205 172H206V171H205ZM2 173H1V175H2ZM5 173H6V172H4L3 174H5ZM10 173H7V174H10ZM28 173H29V171H27V173L25 172V174L30 175V173H29V174H28ZM47 173H48V174H47ZM58 173H59V175H57ZM99 173H100V174H99ZM159 173H160V172H159ZM164 173H165V172H163V174H164ZM180 173H181V174H180ZM197 173H198V174L200 173V174H202V175H198ZM209 173H210V172H209ZM242 173H243V174H242ZM262 173H264V172H262ZM38 174H39V173H38ZM40 174H39V177H36V178H40V177H41ZM96 174H95V175H96ZM120 174H122V176H124V178H123ZM163 174H162V175H163ZM166 174H167V173H166ZM186 174H187V175H186ZM195 174H196L197 176H194ZM204 174H205V173H204ZM236 174H237V176H236ZM238 174H240V176H239ZM45 175H46V178H45ZM52 175L55 176L56 179H55V177H53ZM103 175H104V176H103ZM137 175H135V176H137ZM184 175H185V176H184ZM224 175H225V176H224ZM261 175H262V176H261ZM2 176H3V175H2ZM2 176H1V177H2ZM31 176H30V177L27 176V177H29V178H26V180H27V179L30 180ZM35 176H38V175H35ZM82 176H83V175H82ZM131 176H130V177H131ZM135 176L132 177V178H135ZM171 176H172V177H171ZM238 176H239L240 179H242V182L240 181V179L237 178ZM242 176H243V177H242ZM256 176L259 177V178H258L259 180L256 179ZM7 177H8V176H7ZM42 177H43V176H42ZM42 177H41V178H42ZM71 177H72V178H71ZM103 177H104V178H103ZM137 177H138V176H137ZM137 177H136V178H137ZM164 177H165V176H164ZM191 177H192V178H191ZM195 177H197L198 179L195 178ZM219 177H220V178H219ZM245 177L248 178V179H250V180H246ZM3 178H6V177L3 176ZM3 178H2V179H3ZM32 178H31V179H32ZM59 178H58V179H59ZM70 178H71V180H72V182H73L72 184H71V180H70ZM176 178H177V179H176ZM181 178H182V179H181ZM194 178H195L196 180H194ZM224 178H225V179H224ZM236 178H237V179H236ZM243 178H244L246 181H245ZM52 179H53L56 183H55V182H52V181H53ZM73 179H74V180H73ZM102 179H103L104 181H106V184H105V182H104ZM117 179H116V180H117ZM234 179H235V180H234ZM29 180H27V181H29ZM34 180H35V178H34ZM49 180H50V181H49ZM56 180H57V181H56ZM78 180H80V181H78ZM107 180H108V179H107ZM156 180H158L159 182H158V181L156 182ZM173 180H174V181H173ZM178 180H179V181H178ZM210 180H211V179H210ZM220 180H221V181H220ZM236 180H237L238 182H237ZM251 180H252V181H251ZM253 180H254V181H253ZM64 181H63V182H64ZM98 181H99V180H98ZM123 181H126V182L128 183V180H122V181H121L122 184L124 183ZM185 181H186V180H185ZM196 181H197V182H196ZM200 181H201V180H200ZM58 182H59V181H58ZM103 182H104V183H103ZM121 182H120V183H121ZM148 182H147V184H148ZM248 182H250V183H248ZM251 182H254V183H252L253 185L256 184V183H258L260 186H258V184L255 185V186H253V185L251 184ZM1 183H2V182H1ZM183 183H186V182H183ZM190 183H191V182H190ZM190 183H189V184H190ZM192 183H191V184H192ZM196 183H197V184H196ZM210 183H211V182H210ZM221 183H222L223 185H222ZM47 184H48V183H47ZM76 184H78V183H76ZM97 184H96V185H97ZM199 184H200V185H199ZM52 185H53V184H52ZM59 185H60V184H59ZM65 185H66V186H65ZM79 185H80V184H79ZM96 185H95V187L93 186L94 189L97 187ZM109 185H110V184H109ZM231 185H232V188H231ZM241 185H242V184H241ZM241 185H240V186H241ZM243 185H242V186H243ZM246 185H248V186H246ZM251 185H252L253 187H255V188H253ZM98 186H99V185H98ZM106 186L109 187L108 184H107ZM137 186H138V185H137ZM137 186H135V187H137ZM146 186H147V185H146ZM148 186H149V184H148ZM168 186H169V187H168ZM204 186H205V187H204ZM207 186H209V188H208ZM213 186H214V188H213ZM223 186H224V187H223ZM257 186H258L259 188H258ZM0 187L2 188V186H0ZM56 187H57V184H56V186H55L54 188H52V187L50 186V188H51L52 191H53V190L56 191V189H57ZM59 187H61V185H60ZM101 187H102V186H101ZM101 187H100V186L98 187V190L100 189L99 191L96 189V190L98 191L97 193H99V194H102V192H104V189L107 188V187H105V188L102 189ZM139 187H140V185H139ZM139 187L136 188V189H138V191H137V190L135 191V192H138V195H136V196H141V195H140V191L143 192L142 190H140V189H142V188L139 189ZM162 187H163V188H162ZM183 187H184V186H183ZM193 187H194V186H193ZM219 187H220V188H219ZM226 187H228V188H226ZM245 187H243V189H245ZM256 187H257V188H256ZM1 188H0V189H1ZM77 188L79 189L80 186L77 185ZM122 188H123V187H122ZM168 188H169V189H168ZM194 188H195V187H194ZM198 188L200 189V191H198V190H199ZM211 188H212V189H211ZM215 188H216V190H215ZM217 188H218V190L220 189L219 192H220L221 194L217 191ZM221 188H223V189H221ZM234 188H235V187H234ZM239 188H242V187H239ZM59 189H60V188H59ZM59 189H58V190H59ZM74 189H75V190H74ZM78 189H77V194H79V193H78ZM80 189H81V192H82V188H80ZM88 189H89V188H88ZM109 189H110V188H109ZM144 189H143V190H144ZM161 189H162V190H161ZM225 189H226L227 191H226ZM236 189H237V187H236ZM250 189H252L253 191L250 190ZM255 189H256V191H255ZM58 190H57V191H58ZM90 190H91V189H90ZM96 190H95V191H96ZM105 190H107V189H105ZM181 190H180V191H181ZM208 190H209V191H208ZM245 190H246V189H245ZM257 190H259V193H258ZM55 191H53V193H54ZM57 191H56L55 193H57ZM84 191H86V189H85ZM120 191H121V193H122V191H123V193L125 194L124 190L121 189ZM125 191H126V189H125ZM153 191H154V192H153ZM162 191L165 192V193H163ZM213 191L217 192V193L219 194V196H218L217 193H215V192H213ZM222 191H225V192H223L224 194L222 193ZM260 191H261V192H260ZM71 192H72V191H71ZM81 192H80V193H81ZM107 192H108V194H107L106 191H105L106 194H102V196L104 195V197H106V198H103V200L105 199L104 201H107V205H109L110 201L112 202V200H113V197H110L109 195H110V194H111V196H113V195H112V193H111V190H107ZM128 192H129V190H128ZM212 192H213V193H212ZM256 192H257V193H256ZM49 193H50V192L48 191V194H49ZM51 193H52V192H51ZM53 193H52V194H49V195H50V197L52 196V198L56 200V199H57V198H56L57 196L55 195V193H54V194H53ZM83 193H84V192H83ZM83 193H82L81 196H83ZM85 193H86V192H85ZM87 193H88V192H87ZM93 193L96 194V192H94V191H93ZM171 193H172V194H171ZM178 193H179V192H178ZM203 193H202V194H203ZM255 193H256V195H255ZM48 194H47V196H49ZM58 194H59V192H58ZM58 194H57V195H58ZM89 194H92V191H90ZM99 194H96V195H99ZM126 194H127V192H126ZM135 194H136V193H135ZM141 194H142V193H141ZM156 194H157V195H156ZM162 194H163V195H162ZM200 194H201V193H200ZM210 194H211V195H210ZM225 194H227L226 196H227L228 198L225 196ZM79 195H80V194H79ZM119 195H120V194H119ZM158 195H159V196H158ZM222 195H223V196H222ZM228 195H230V196H228ZM235 195H236V193L234 194V196H235ZM250 195H251V196H250ZM55 196H56V197H55ZM92 196H93V195H92ZM99 196H100V199H99V200L103 202V200L101 199L102 196H101V195H99ZM99 196H98V197H99ZM107 196H108L109 198H111L112 200H110V201L108 202V199H109V198L107 199ZM162 196H163V197H162ZM164 196H165V197H164ZM168 196H169V197H168ZM213 196H211V197H213ZM231 196H232V197H231ZM54 197H55V198H54ZM205 197H206V195H205ZM208 197H206V198H208ZM223 197L225 198V200L227 199V201H225ZM114 198H116V197H114ZM195 198H196V197H195ZM202 198H204V197L202 196ZM202 198L200 197V199H199L198 196H197L196 200L193 199V201H192L193 204H194V201H195V204H194L195 206H194L193 208H196V209H197V206H198V205L200 206L205 200H207L206 198H204L205 200L202 199ZM231 198H232V199H231ZM244 198H245V197H244ZM59 199H60V197H59V195H58V200H59ZM106 199H107V200H106ZM116 199H117V198H116ZM118 199H119V198H118ZM118 199H117V200H118ZM135 199H138V200H139V198H137V197H136ZM142 199H143V197H141V201H142V202H138V200H137V202H138V203H141V205L138 204L137 202L135 203V200L132 201L133 204H131L130 202H128L127 204H126V202H124V204H122L123 201L121 202V201L119 200V201L121 202V204L123 205V208L121 207V211H120V213H119L118 209H120L119 207L122 206V205H120V206L118 207L117 210H116V208H114V210L117 211V212H115V211H113V209H111V211L114 212V213H112L113 215L111 214V212H109L110 214L107 213L109 216L112 215V219H110L111 217H109V220H110V222L113 220L114 223H113V222H112V223H109V225H106V226L103 225L104 227L107 228L108 226H111V225L113 224V228H112V226H111L112 229H111L110 227L107 228L108 230L111 229V231H108V230L105 229V231H107V232H106V233H107L106 238L108 237V235H109V237H111V235H112L113 237H115V240H116L115 242H113L114 240H113L112 242L109 241L110 243H109L108 245L113 244V243H114V244H116V243L121 244L120 242H121V241L124 242V240H125L124 238H123L124 240L121 239L122 237L125 236V235L123 236V234H128V233H129V234H131V233L133 234L135 228H137L138 225H139L142 229H143V228L145 229V228H146L145 226H147V225H143V223L145 224V223H147V221H149L150 219L152 220V218H150V219H146V221H145V219L143 220V218L146 217V216L148 215L147 212H149V211H148V208H150V206L148 205V204H149V201H147V200L145 201V200H144V201H145V202H144ZM157 199H158V200H157ZM176 199H178V198H176ZM213 199H214V200H212V202L215 204V203H216L215 200H216L217 198L214 197ZM229 199H231V201H230ZM245 199H246V198H245ZM251 199H248V201H250ZM258 199H257V201H258ZM55 200H54V202H55ZM114 200H115V199H114ZM154 200H155V202H154ZM178 200H179V199H178ZM197 200H198V202H197ZM202 200H203V201H202ZM209 200H210V198L208 199V202H209ZM228 200H229L230 202H229ZM262 200H260V201H261L260 204L262 203ZM100 201H99V202H100ZM161 201H160V202H161ZM210 201H211V200H210ZM214 201H215V202H214ZM243 201H244V200H243ZM246 201H247V200H246ZM255 201H256V199H255ZM255 201H254V199H252V201H251L250 203L253 202L254 205H251V204H250L251 206L249 205V202H246V203H247V204H246L245 202L243 203V202L241 201V202L244 204L243 207H245V208H249V206H250V208H251L250 210H251V211H249V209H248V210H247V209H244V208H242L241 206L238 207V208H240V209L242 208V210H244V211L242 212V210L239 209V210L241 211L240 214L242 215V218H241V219H243V215H247V214H248V217H247V218H248V220L250 221V222H249L248 220H246V219H247V218H246L245 221H246L247 223H246V222H243V223H246V224H248V225L250 224V226H246V224H244L245 226H243V225H242L243 223H240V221H239V224L237 223L238 228H237V226H235V228H237L238 230H237V231L235 230V231L237 232V234L235 233V234H236L235 237H234V235H233V237H234L233 239L235 240V242L238 241V244H239V245H241L240 243L242 242V240H243L242 244H244V237H245L247 234L249 235V232H251L252 230L257 229V228L260 227V226H259V223H260V224H264V223H262V222L260 221V219H257V218L255 217V214H254V215L252 214V215L255 217V220H254V218L250 217V216H251V213H255V212L257 211V208H258V211H259V212H258V211L256 212V215L258 216V218L261 217V216L264 217V214H262V213H264V206H262V204H261V205H258V204L256 205V204H255ZM58 202L60 203V200H59ZM143 202H144V203H143ZM163 202H164V201H163ZM167 202H164L163 204H165V203L167 204ZM177 202H178V201H177ZM196 202H197V203H196ZM56 203H57V200H56V202L53 203V204H54L55 208H58V206L56 207V205H55ZM59 203H58V204H59ZM145 203H147V206H145V205H146ZM152 203H150V204H152ZM171 203H172V202H171ZM171 203H170V204H171ZM175 203H176V201H175ZM178 203H179V202H178ZM189 203H190V202L188 201V204H189ZM256 203H257V202H256ZM58 204H57V205H58ZM100 204H101V203H99V206H100ZM103 204H104V203H103ZM103 204H102L101 206H103ZM111 204H112V203H111ZM125 204L127 205L126 208H125ZM143 204H145V205H143ZM160 204H161V203H160ZM163 204H162V206H163ZM176 204H177V203H176ZM188 204H187V205H188ZM193 204H189L187 208L191 209V207H192ZM206 204H208V203L204 202V204H202V205H203L202 207H204V205H206ZM209 204H210V203H209ZM237 204H238V203H237ZM245 204H246V206H245ZM104 205H105V204H104ZM142 205H143L144 207H142ZM154 205H156V204H152V207H153ZM157 205H158V202H157ZM157 205H156V206H157ZM187 205H186V206H187ZM232 205H234V206H232ZM240 205H241V204H240ZM248 205H249V206H248ZM255 205H256V206H255ZM59 206H60V205H59ZM109 206H110V205H109ZM156 206H154L153 208H151V210H150V209H149V210H150V211H153L152 214H153L155 217H156V216L158 217V215H159L158 212H160L161 210H163L162 208L165 207V206L161 207L160 205H158L157 207H161L160 209H159V208L156 209V208H155ZM186 206H185V207H186ZM199 206H198V209H199V208L202 209V208L199 207ZM210 206H211V205H210ZM212 206H213V204H212ZM214 206H215V205H214ZM253 206L255 207L256 211H255V209H254ZM145 207H148L147 210H146ZM185 207H184V208H185ZM252 207H253V208H252ZM124 208H125V209H124ZM129 208H131V209L128 210ZM144 208H145V209H144ZM165 208H166V207H165ZM165 208H164V209H165ZM187 208H185V209H187ZM229 208H230V209H229ZM259 208H260V209H259ZM189 209H187V210H189ZM252 209H253V210H252ZM165 210H166V209H165ZM230 210H233V212H231ZM126 211H129V213H127L128 216H130L128 220L124 219L125 216H123V215L126 214ZM189 211H190V210H189ZM189 211H188V212H189ZM193 211H194V210H193ZM216 211H215V212H216ZM240 211H239V212H240ZM246 211H247V212L249 211V212L246 213ZM253 211H255V212H253ZM260 211H261V213H260ZM144 212H145V213H144ZM164 212H165V211L163 210L162 213H164ZM188 212H187V213H188ZM222 212H223V211H222ZM118 213H119V214H118ZM123 213H125V214H123ZM150 213H151V212H149V215H150ZM155 213H156V215H155ZM160 213H161V212H160ZM162 213H161V214H162ZM231 213H232V214H231ZM243 213H244V214H243ZM249 213H250V214H249ZM107 214H106V215H107ZM130 214H131V215H130ZM210 214L212 215V213H210ZM216 214H218V213L216 212ZM240 214H239V215H240ZM114 215H115V216H114ZM140 215H142V216H140ZM149 215H148L147 217H150ZM213 215H215L214 212H213ZM213 215H212V216H213ZM228 215H229V216H228ZM241 215H240V216H241ZM0 216H1V215H0ZM122 216H123V217H122ZM126 216H127V215H126ZM154 216H153V217H154ZM204 216H205V215H204ZM227 216H228V217H227ZM120 217H121V218H120ZM155 217H154V218H155ZM183 217H184V216H181V217H180V218L182 219V222H183V223H182V222H179V220H176V221H178L179 223L176 222L174 219H173V220H174V223H175V224H179V225H180V223H181V224L184 226V227H183V228H184V233H185L186 235H187V233H188V235H187L188 238H187L186 236H184V235H185L184 233H182V234H184L183 237H185V240L187 241V239H188V240L191 239V234H193V232H195L194 230H195L196 228L193 229V226L196 225V221H195V223H194L193 220H191V219H193V218H191V217H190L191 219L188 220L189 216L186 217L187 219L184 217L185 219L183 220ZM200 217L202 218L203 216H200ZM200 217H199V218H200ZM206 217H207V218H206ZM206 217H204V218L208 219V216H207V215H206ZM244 217H246V216H244ZM154 218H153V219H154ZM176 218H178V217H176ZM180 218H178V219H180ZM224 218H225V219H224ZM226 218H228V219H226ZM250 218L253 219V220H251ZM122 219L124 220V222H123ZM140 219L143 220L142 224H141V223L138 224L139 222L142 221V220L140 221ZM181 219H180V220H181ZM206 219H205V220H206ZM129 220H130V221H129ZM185 220H186L187 222H186ZM190 220H191V222L194 223V225L190 222ZM199 220H200V219H199ZM199 220H198V221H199ZM201 220H202V219H201ZM201 220L198 222L199 224H200L201 222H203V221H201ZM203 220H204V219H203ZM205 220H204V222H205ZM208 220H210V219H208ZM208 220H207L206 222H208ZM227 220H228L229 222H228ZM256 220H257V222H256ZM126 221H127V223H125ZM128 221H129V222H128ZM144 221H145V222H144ZM222 221H223V222H222ZM241 221H242V220H241ZM258 221H259V222H258ZM1 222H2V219L0 218V235H1V236H0V237H1L0 240L2 241V239H4V237L7 235V233H6V230H5V228H4L5 225L2 224ZM137 222H138V223H137ZM171 222H172V221H171ZM184 222H185V223H184ZM204 222L202 223L203 225L206 224V222H205V223H204ZM209 222H210V221H209ZM255 222H256V224H255ZM122 223H123V224H122ZM172 223H173V222H172ZM174 223H173V226H174ZM251 223H253V224H252L253 227L251 226ZM114 224H115V226H114ZM136 224H137V225H136ZM202 224H201V226H202ZM240 224H241L242 226H240ZM142 225H143V227H142ZM185 225H186V226H185ZM192 225H193V226H192ZM226 225H227V226H226ZM256 225L259 226V227H257ZM99 226H101V224L98 225V227H99ZM117 226H118V227H117ZM169 226H170V224H169ZM213 226H214V227H213ZM239 226L242 227V228H240ZM254 226H256V227H254ZM104 227H101L100 229H103ZM171 227H172V224H171ZM181 227H182V226H181ZM181 227H180V229H179V226H177V227L175 226V227H173V228H176V229H178V230H181ZM185 227L187 228V230H189L188 232H186L187 230L185 229ZM223 227H225V228H223ZM227 227H228V228H227ZM244 227H245V229H244ZM249 227L251 228V230H250ZM262 227H264V226H261L260 228H262ZM129 228L131 229L130 232H128ZM133 228H134V229H133ZM138 228H139V227H138ZM147 228H148V227H147ZM183 228H182V229H183ZM201 228H202V227H201ZM231 228H232V227H231ZM235 228H234V229H235ZM239 228H240V231H241V233H240L241 235H240L239 232H238V231H239ZM248 228H249V229H248ZM253 228H254V229H253ZM113 229H114V230H113ZM132 229H133V232H132ZM144 229L141 230V229L139 228V230L136 229V230H138V231H137V232L135 231V232L138 233V234L140 233V230L143 231V232H144V231L146 232V230H144ZM167 229H170V230H171L172 228H167ZM210 229H212V230H210ZM223 229H224V230H223ZM243 229H244V231H246L247 234L243 231ZM190 230H191V231H190ZM207 230H208V231H207ZM248 230H250V231L247 232ZM258 230H259V232H258ZM258 230H257V231L255 230L256 232L254 231V232H253L254 234L251 232V235L253 234L254 236H255V235L257 236V238H255V239H256L255 241L259 240V241L256 242V243H259V246L257 245L259 248H258V247H257L258 249L255 248L254 251H255V253H257L256 256L258 255V258H264V242H261L262 240H264V234H262V233H264V228H262L261 231H260V229H258ZM121 231H122V232H121ZM162 231H163V235H164V230H162ZM166 231H168V230H166ZM201 231H202V229H201ZM211 231H212L213 233H212ZM221 231H222V233H221ZM225 231H226V230H225ZM109 232H110L111 234H108ZM127 232H128V233H127ZM135 232H134V233H135ZM143 232H142V233H143ZM145 232H144V233H145ZM180 232H181V231H180ZM190 232H191V233H190ZM260 232H261V233H260ZM5 233H6V234H5ZM112 233H113V234H112ZM136 233H135V235H136ZM142 233H140V234L142 235ZM144 233H143V234H144ZM166 233H167V232H166ZM166 233H165V234H166ZM168 233H169V232H168ZM168 233L166 234V235H167V236H166L167 239H166L165 236H163V238H164L163 240L165 241V239H166L167 243H166V241H165V243H163V244H164V245H163V244H161V242H160L159 246H158V245H156V246L154 245L155 247H154V246L152 247V245H150V244H154L156 240H154V242L152 243V242H151L152 239L150 238V240H148V241H149L148 243H146L147 241L144 243L145 239H144V241H143V238H142L141 236L138 235V236H139L138 238L135 236V237H136V238H135L136 240H137V239H140V237H141V240L143 241L142 245L144 246V245L146 244V247L144 246L145 248H143V246H139V245L141 244L142 241H141V242H140V241H136V242H138L136 245H137L138 247L141 248L140 251H139V248H138V251L140 252V253H138V256H139L140 258L142 257L143 259L141 260V259H139V257H138L137 259H134V260H135V261L137 260V262H143L144 264H152L153 262L155 263L157 260H158V261H157L155 264H157V263L160 264L161 262H162V264H164V263H166V262H167L166 264H168V262H170L171 259H170L169 261H166L165 258H166L168 255H170V254H172V255H173V253L175 254V252H176L175 250H176V249H174V248H177V247L179 246L178 243L176 244V241H177V240H175V241H173V242H172V241H169V242H168V238H169V240H171V239H170V235H169ZM204 233H203V234H204ZM211 233H212V234H211ZM242 233H243V235H244V233H245V235L243 236ZM255 233H257V234H255ZM119 234L122 235V236H119V238L121 237V238H120L121 241H119V238H118V235H119ZM129 234H128V238L130 239V237H131V240L135 241V239L132 238V237H134V235L131 236V235H132V234H131L130 237H129ZM195 234H196V233H194V235H195ZM214 234H215V235H214ZM220 234H222V235L220 236ZM238 234H239V235H238ZM258 234H259V235H262V236L258 237ZM114 235H115V236H114ZM158 235H159V234H158ZM161 235H162V233H161ZM189 235H190V238H189ZM194 235H192V238H193ZM217 235H218V236H217ZM253 235H252L251 237H254ZM116 236H117V238H116ZM142 236H143V235H142ZM168 236H169V237H168ZM195 236H196V235H195ZM201 236H202V235H201ZM216 236H217V239H216ZM223 236H224V235H223ZM237 236H242V237H237ZM256 236H255V237H256ZM113 237H112V238H113ZM155 237H156V236H155ZM155 237H154V238H155ZM157 237H159V236H157ZM161 237H162V236H160L159 238H161ZM220 237H222L223 239L220 238ZM230 237H231V236H230ZM112 238H110V239L112 240ZM126 238H127V237H126ZM128 238H127V239H128ZM201 238H203V236H202ZM231 238H232V237H231ZM231 238H230V240H231ZM236 238H237L238 240H237ZM113 239H114V238H113ZM117 239H118V240H117ZM127 239H126V240H127ZM129 239L127 240L128 242H127L126 240H125V241L127 242L126 245H128V243H129V244L131 243V246L133 245V246H132V247H133L132 249L129 248V251L132 250V252H130V253H134L133 250L135 251V253L138 252V251L136 250L137 248H136V246H135V242H133V241L129 242ZM155 239H156V238H155ZM203 239H204V238H203ZM233 239H232V240H233ZM241 239H242V240H241ZM107 240H108V239H107ZM146 240H147V239H146ZM161 240H162V238H161ZM172 240H174V239H172ZM240 240H241V241H240ZM260 240H261V241H260ZM159 241H160V240H158V238H157V243H158ZM190 241H191V244H192L193 242H196V241H194V240H192V239H191ZM190 241H189V242H190ZM192 241H193V242H192ZM201 241H202V239H200V242H201ZM212 241H213V242H212ZM126 242H124V244H123V243L121 244L122 247H120V245L117 244L118 247H119V249L121 248L120 250L125 249V247H126L125 243H126ZM150 242H151V243H150ZM162 242H163V241H162ZM174 242H175V243H174ZM177 242H178V241H177ZM189 242L187 243V245L189 244ZM202 242H203V241H202ZM217 242H218V243H217ZM221 242H222V243H221ZM239 242H240V243H239ZM106 243H108V241H107ZM133 243H134V244H133ZM149 243H150V244H149ZM220 243H221V245H220ZM233 243H234V241H233ZM260 243H261V246H260ZM114 244H113V245H114ZM138 244H139V245H138ZM147 244L150 246L149 249H150V248H151V249H150V250H149V249L146 250V252H147V251H148V252L145 253V250H143V249H147V248H148V247H147ZM168 244H169V245H168ZM217 244H218L219 246H218ZM235 244H236V243H235ZM113 245H112V246H113ZM196 245H197V246H196ZM204 245H205V246H204ZM224 245H225V244H224ZM104 246H105V245H104ZM112 246L110 245L109 248H112V249L114 248V249H116V248H115L116 246H115V247H114V246L112 247ZM129 246H130V245H129ZM129 246H127V248H128ZM131 246H130V247H131ZM163 246H164V247H163ZM168 246H171L174 250H173L172 252H171L172 249L168 251V249H170V247L168 248ZM176 246H177V247H176ZM190 246H191V245H190ZM195 246H196V248H195ZM202 246H204V247H202ZM118 247H117V248H118ZM123 247H124V248H123ZM158 247H160V248H158ZM200 247H201V248H200ZM218 247H219V249H220V248H221V249H220V250H217ZM103 248H104V247H103ZM107 248H108V247H107ZM134 248H136V249H134ZM154 248H156V249H154ZM167 248H168V249H167ZM185 248H187V246H186ZM185 248H184V250H185ZM188 248H187V250H188ZM192 248H193V249H192ZM194 248H195V249H194ZM214 248H215V249H214ZM216 248H217V249H216ZM104 249H105V248H104ZM104 249H103V250H104ZM166 249H167V250H166ZM178 249H179V248H178ZM180 249H181V248H180ZM2 250H3V248H2V246L0 245V251H1L0 256H3V255H2V254H3ZM109 250H111V249H109ZM109 250L107 249V254H106V256H108V251H109ZM156 250H158V251H156ZM216 250H217V251H216ZM245 250H246V249H245ZM250 250H251V249H250ZM250 250H249V251H246L247 254L244 252V253H245V254H244L245 256L243 257V259H244V260H245V259L247 260V261H246V260H245V261L243 260V261L245 262V264H252V261L250 262L251 259H250V258H249V260L247 259L248 257L251 256L250 253H251L252 251H250ZM125 251H126V249H125ZM125 251H124V253H126V254H125V256H126L127 253H129V252H125ZM127 251H128V249H127ZM143 251H144V252H143ZM155 251H156V252H155ZM162 251H163V252H162ZM196 251H197V253H196ZM215 251H216V252H215ZM105 252H106V250H105ZM109 252H110V251H109ZM111 252H112V251H111ZM122 252H123V251H120V254H122ZM141 252H143V253H145V254L143 255V254H141ZM168 252H171V253H168ZM184 252L186 253V250H185ZM194 252H195V254H194ZM203 252H204V253H203ZM224 252H223V255H224ZM101 253H102V251H101ZM124 253H123V254H124ZM161 253H162V254H161ZM187 253H186V254H187ZM210 253H211V254H210ZM220 253L215 254V256H217V255L220 254ZM109 254H111V253H109ZM123 254H122V255H123ZM139 254H141V256H140ZM157 254H159V255H157ZM186 254H184V255H186ZM230 254H231V253L229 252V255H230ZM248 254H249V256L247 257ZM122 255H119L118 257H120V256L122 257ZM130 255H131V254H130ZM133 255H134V254L131 255V258H132ZM151 255H152V256H151ZM153 255H154V256H153ZM192 255H193L194 257H193ZM221 255H222V254H221ZM113 256H114V255H112V256L109 255L108 257L113 258ZM125 256H123V257L119 260V262H121V261L123 260V261L121 262V263H123V262L126 261V260H131V258L128 259V258H129L128 255L126 256V257H128V258H127L126 260H124V259L126 258ZM136 256H137V254H136ZM173 256H174V255H173ZM191 256H192V257H191ZM231 256H232V258H231L230 256H229V257H230V259H232V260H228L229 258H225V260L227 259L228 261H225V262L223 261V264H225V263H226V264H227V263L229 264L230 261H231L230 264H231V263L233 264V260H235V262H236V258H235L236 255L234 256L235 259L233 258V255H232V254H231ZM108 257H105L106 260L108 259ZM118 257H117V258L115 257L116 259L114 258L116 261H114V260L112 261V260H111V262H113L112 264H116V263L118 264V262H117V259H119ZM134 257H135V255L133 256V258H134ZM151 257H152V258H151ZM155 257H156V258H155ZM162 257L164 258V261H165V262L163 261V258H162ZM168 257H171V256H168ZM168 257H167V258H168ZM196 257H197V258H196ZM198 257H199V258H198ZM207 257H208V258H207ZM218 257H219V256H218ZM226 257H227V256H226ZM245 257H246V258H245ZM133 258H132V260H133ZM157 258H159V259H157ZM171 258H173V257H171ZM185 258H186V257H185ZM193 258H194V259H193ZM213 258H214V257H213ZM0 259H1V257H0ZM4 259H5V258L2 257L1 261L5 262ZM160 259H161V260H160ZM195 259H196V260H195ZM206 259H207V260H206ZM5 260H6V259H5ZM134 260H133V261H134ZM139 260H140V261H139ZM153 260H156V261H153ZM197 260H198V261H197ZM209 260H208V261H209ZM260 260H261V259H260ZM1 261H0V262H1ZM160 261H161V262H160ZM194 261H196V262H194ZM261 261H264V260H261ZM108 262H110L109 259H108V261H107V264H108ZM111 262H110V263H111ZM115 262H116V263H115ZM150 262H151V263H150ZM235 262H234V263H235ZM124 263H125V262H124ZM124 263H123V264H124ZM143 263H142V264H143ZM210 263H211V262H210ZM1 264H3V263L1 262ZM4 264H5V263H4ZM104 264H105V263H104ZM119 264H120V263H119ZM127 264H128V263H127ZM139 264H140V263H139ZM172 264H174V262H173ZM175 264H176V263H175ZM206 264H209V262H207Z\"/></svg>",
	"mask_w": 264,
	"mask_h": 264
}]
</instances>
